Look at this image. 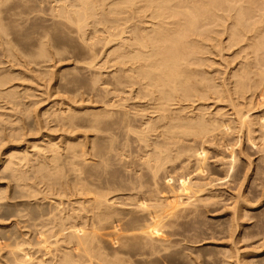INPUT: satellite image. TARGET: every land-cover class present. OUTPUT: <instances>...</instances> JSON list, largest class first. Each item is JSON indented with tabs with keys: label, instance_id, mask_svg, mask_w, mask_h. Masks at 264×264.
I'll list each match as a JSON object with an SVG mask.
<instances>
[{
	"label": "bare ground",
	"instance_id": "1",
	"mask_svg": "<svg viewBox=\"0 0 264 264\" xmlns=\"http://www.w3.org/2000/svg\"><path fill=\"white\" fill-rule=\"evenodd\" d=\"M1 1V0H0ZM7 1V0H6ZM9 1V0H8ZM51 1V0H50ZM58 1V0H57ZM3 2V1H2ZM43 2V1H42ZM61 2V0H60ZM1 3V2H0ZM4 3V2H3ZM56 3V2H55ZM36 4V3H35ZM33 5V8L36 6V5ZM53 4V3H52ZM58 4H61V3H58ZM62 6L58 7L55 12L56 14H52V15H55L57 16L56 19H59L61 20L62 22L61 23H58V25H60V28L62 27H66V31H68L69 28L71 27H74V29H70L68 31L67 34H76V38L77 36L79 37V40L77 38V41L79 43V41L81 43H77L78 45L76 46H79L81 44H84L82 47L84 49H86V51L83 49V48H78V49H83V54L84 52H87L89 51L87 54H92L94 52V54L92 55H87L85 53L84 57L87 55L89 58V62L90 61H94L96 59L97 56L103 54L102 52H105L103 51V48L104 49H107L109 47V52H107L106 54L108 55V57L110 56H113L112 59H115L113 60L112 63L115 64V62L117 63L115 66H119V70L115 71L116 73V76H118L120 73V77H115L113 76L112 80L115 81L114 84L116 83V87L118 86H123V87H126V90L128 92V90L130 89H127V87L131 88L132 89L134 87H136V96H137V99H143V100H149L150 101H153L152 104V109L150 110L148 107V109L150 110L149 112H153V114L157 116L156 117H153V119H150L147 121V123H145V130L141 132V136L139 137L140 141L142 142H149V140L147 138H144V136H148V138H150L147 133L150 132V133H154L156 131H159V129L162 128V133L163 134H159V135H162L163 137L165 136L164 141L162 140V142H158V140H156L157 142L153 143V148L154 149H151L153 150L152 151V155L149 156L147 159H143V160H146V162L144 163V167H147L146 169H148L149 171V175L152 179H156L158 178V174H160V172L162 170H164V173H165V168L167 167L168 164H170L171 162H178V160H180L184 155H188V157H193L192 160L195 158L196 160V165L193 164V169L194 167L196 166V172H195V169H194V175L195 173H198L197 171H199V173L201 172V170L204 169L205 165H206V161H204L206 159V157L209 155L207 154V151L205 149V146H206V141L207 140H210V139H207L205 142L202 141L205 143V146L204 144H202L198 149L197 148H194V145L190 144L188 146L187 143L183 144V142L181 143L180 139H181V136H186V137H189L188 135L190 134V136H197V138L199 137H204V140L206 139V137H210L208 136L209 134H213L215 132V134L217 135V132H221V133H225L224 136H226L227 134H231L234 132V134H241V133H244V134H247L246 136L247 137H251V135H253V133L255 131H252L254 129V125L251 119V116L252 114L250 115V112L254 109L252 108V104L249 103V104H246L245 101L247 99H249L248 101L251 102L252 98L254 96H256L257 98H259V101L258 102H261V104H263L264 102V0H67V1H64L62 0ZM22 4L18 5L17 4V7L21 6ZM25 7H27V5H24ZM23 7V6H21ZM31 6H29L30 8ZM52 7V6H51ZM16 8V7H15ZM14 8V9H15ZM20 8V7H19ZM24 8V7H23ZM56 8V7H55ZM105 8H109L108 10L105 9ZM13 9V8H12ZM17 9V8H16ZM31 9V8H30ZM129 9H133V13L130 14L131 16L132 15H135L137 14L138 12L142 14H145V16H148L150 18V21H142L140 24L143 26L141 27L140 24H135L133 27L129 26V22L130 20H132L131 18H133V16L131 17H128L129 13H130V10ZM11 11V10H10ZM31 11V10H30ZM38 11L40 12V10L38 9ZM42 11V10H41ZM50 11V9H49ZM105 11H108V12H105ZM126 11H129L127 13V15L125 14ZM25 12V11H24ZM26 12H29L27 11L26 9ZM38 12V13H39ZM50 12H53L50 11ZM125 12V13H124ZM135 12V13H134ZM16 13V12H15ZM23 13V12H22ZM32 13V12H31ZM104 13H107V14H104ZM126 15L124 18H122V21L121 18H119L118 16L120 14ZM138 13V15H139ZM25 14V13H24ZM27 14V13H26ZM116 15V17H115ZM11 16V15H10ZM15 16V15H14ZM53 16V19L54 17ZM100 16H103L102 18H100ZM142 16V15H141ZM1 17V15H0ZM13 17V16H11ZM112 17V18H111ZM118 17V19H117ZM127 17V18H126ZM37 18V16H36ZM34 18V19H36ZM41 18V17H40ZM47 18V17H46ZM111 18V19H110ZM30 19V18H29ZM33 19V18H32ZM120 19V20H119ZM125 19V20H124ZM43 20H46L45 18ZM135 20V19H134ZM14 21V20H12ZM11 21V22H12ZM31 21V19H30ZM33 21V20H32ZM31 21V22H32ZM58 21V20H57ZM133 21V20H132ZM131 21V22H132ZM38 22V20H37ZM89 22H93L95 23L96 27H98L99 25V28L100 26H107V30L104 31V33H106V36L105 34L101 31V33L105 36V37H102L101 35V38H95V36H91V38L87 37V30L88 28H90V23ZM134 22V21H133ZM228 22H230V25L229 26H225V24H227ZM13 23V22H12ZM34 23V22H33ZM39 23H42V22H39ZM48 23V22H47ZM137 23V22H135ZM35 24H37L35 22ZM44 24V22H43ZM43 24L41 26H43ZM134 24V23H133ZM149 24V26H148ZM4 25V24H3ZM12 25V24H11ZM15 25V22L14 24ZM29 25L31 26V24L29 23ZM90 25V26H89ZM126 25V26H125ZM33 26V25H32ZM48 26V25H47ZM53 26V25H52ZM52 26H50L52 28ZM62 26V27H61ZM110 26V27H109ZM54 27V26H53ZM57 27V26H56ZM96 27H93L94 29H97ZM13 28V27H12ZM16 28V26H15ZM27 28V27H26ZM36 28L40 29L39 33H35L38 34L36 35L37 37H39V35L42 33L41 30L43 31V29H41L40 27H32L30 28L31 30L34 29L36 30ZM64 28H62L64 30ZM11 29V28H10ZM46 29V28H45ZM44 29V30H45ZM48 29V28H47ZM53 29V28H52ZM87 29V30H86ZM14 30V29H13ZM12 30V31H13ZM17 30H20V29H17ZM29 30V28H28ZM49 30V29H48ZM48 30H45V31H48ZM51 30V29H50ZM0 39L2 42L6 43L4 44L6 49L8 51L11 52L10 48L12 47V45H10L11 47H9V49L7 48V46H9V44L7 43L8 41H5V39H3L2 37L4 36H9L8 35V30H5V28L1 27L0 25ZM33 31V30H32ZM31 31V32H32ZM44 31L43 34H46V32ZM60 31V30H58ZM90 31V30H89ZM114 31V32H112ZM10 32V31H9ZM16 32V31H15ZM13 31V33H15ZM19 32V31H17ZM26 32V31H24ZM29 32V34L31 33ZM41 32V33H40ZM51 32V31H49ZM92 32V30L90 31V33ZM227 32L226 34H228V42L229 43L228 45H232L233 49L234 48H240V51H239V54H234L236 55L237 57L241 56V54L244 55V57L242 58L243 61L238 65V69H237V66H236V70L234 69V71H232V73L230 74V76L233 75V82L231 83L232 85V88L231 90L227 89L226 86L224 84L226 83H222L223 80H218V81H222L221 82V86L220 84H216L214 79L211 78L213 75H211L210 77V74L207 72V70H209V72H212L210 71L211 68H208L211 61H209V59L206 57L207 54H211V51L214 52V46L218 49H221L219 48L220 46L218 44H221L219 43V38L222 37L221 35L223 33ZM48 33V32H47ZM57 33V32H56ZM64 33V32H63ZM97 33L100 35V31H97ZM97 33H94L97 34ZM34 34V33H32ZM31 34V35H32ZM42 34V35H43ZM61 34V33H60ZM2 35V37H1ZM4 35V36H3ZM16 35V34H15ZM24 35V34H23ZM34 35V36H35ZM62 35V34H61ZM91 35V34H90ZM89 35V36H90ZM224 35V34H223ZM11 36V35H10ZM27 36V35H25ZM41 36V35H40ZM48 36V35H47ZM46 36V37H47ZM55 37L59 36V35H54ZM63 36V35H62ZM15 37V36H14ZM17 37V36H16ZM32 37V36H31ZM43 37V36H41ZM49 37V36H48ZM65 37V36H64ZM68 37V36H67ZM66 37V39H67ZM72 37V36H71ZM92 37H93V40H94V43L92 44H88L89 40H87L86 42V39H90V43H91V40H92ZM22 38V37H21ZM26 38V37H25ZM50 38H51V35H50ZM53 38V37H52ZM4 41H3V40ZM14 39V38H13ZM17 39V38H16ZM30 39V38H28ZM34 39V38H33ZM41 38V40L39 41L40 42V45H39V51L34 55L36 58H45L47 57L50 53V51L48 52L47 50V43L49 40H46ZM48 39V38H47ZM54 39V38H53ZM52 39V43H54ZM64 39V38H63ZM62 39V40H63ZM69 39V38H68ZM67 39V40H68ZM227 39V38H226ZM20 40V39H18ZM17 40V42H19ZM27 40V39H26ZM31 40V39H30ZM35 40V39H34ZM92 40V42H93ZM51 41V40H50ZM49 41V42H50ZM96 41V42H95ZM221 41V40H220ZM9 42H12L9 41ZM31 42H34V41H31ZM58 42V40H57ZM57 42L55 44H57ZM66 42V41H65ZM69 42V41H68ZM67 42V44H68ZM71 42V41H70ZM74 42V41H72ZM83 42V43H82ZM86 42V43H85ZM103 44H102V43ZM218 42V43H217ZM222 42V41H221ZM13 43V42H12ZM20 43V42H19ZM27 43V42H26ZM25 43V44H26ZM101 43L103 48H102V52L98 51V50H95L96 52L98 51V53H100L98 55L95 54L96 52L93 51L94 48H96V44L97 45H101L99 44ZM217 43V45L215 44ZM1 44V43H0ZM8 44V45H7ZM54 44V45H55ZM74 44V43H73ZM88 44V45H87ZM225 44V43H224ZM7 45V46H6ZM17 45V44H16ZM66 45V43H65ZM112 45H115L114 47L110 48ZM230 46H227V48L229 47V49H231L232 47ZM3 45H1L0 47H2ZM19 45H17L18 47ZM23 46V45H22ZM38 46V45H37ZM51 46V44L49 45ZM68 46V45H66ZM95 46V47H94ZM224 46V45H223ZM226 46V45H225ZM239 46V47H238ZM4 47V46H3ZM2 47V50H5L3 49ZM16 47V48H17ZM21 47V46H20ZM53 47V46H51ZM70 47V44L69 46ZM72 47V46H71ZM70 47V49H71ZM98 47V46H97ZM231 47V48H230ZM14 50L16 49L15 47H13ZM25 48V47H24ZM28 48V47H27ZM37 48V47H36ZM56 48V47H55ZM59 48V47H58ZM72 48H75L72 47ZM77 48H75L74 50L78 51ZM101 48V47H100ZM12 49V48H11ZM19 49V48H18ZM38 49V48H37ZM51 49V48H50ZM54 49V48H53ZM52 49V50H53ZM88 49V50H87ZM226 49V48H225ZM224 49V50H225ZM232 49V50H233ZM13 50V49H12ZM27 50V49H26ZM55 50V49H54ZM72 50V49H71ZM107 50V51H108ZM217 50V49H216ZM237 50V49H236ZM17 51V50H15ZM20 51V50H18ZM17 51V52H18ZM57 52H54L55 55L59 52L58 50H56ZM66 51V49H65ZM5 52V51H4ZM3 52V53H4ZM14 51H12L10 54L14 55L13 53ZM24 52H27V51H24ZM29 52V51H28ZM31 52V51H30ZM71 52H74L73 50ZM79 52V51H78ZM80 52V53H82ZM219 52V51H218ZM1 53V54H3ZM8 53H5V54H8ZM32 53V52H31ZM30 53V54H31ZM49 53V54H48ZM52 53V54H54ZM61 53V51H60ZM66 53L69 54L68 51H66ZM76 53V52H75ZM217 53V52H215ZM223 54V51L220 52ZM238 53V51H237ZM19 54V53H18ZM23 54V53H22ZM77 54V53H76ZM219 54V53H218ZM217 54V56H218ZM9 55H8V58H9ZM21 55V54H20ZM26 55V54H25ZM53 55V56H55ZM63 55V54H62ZM66 55V54H65ZM82 55V54H81ZM107 55L105 56V58H108ZM216 56V54H213V56ZM234 55H232L234 57ZM17 56V55H16ZM23 56V55H22ZM78 56V55H77ZM77 56H75V58H78ZM80 56V55H79ZM103 56V55H102ZM212 56V55H211ZM235 56V57H236ZM3 57V55H2ZM1 57V58H2ZM14 57V56H13ZM12 57V58H13ZM25 57V56H24ZM30 57V56H29ZM34 57V58H35ZM56 59H57V56H55ZM52 58V60H54V58ZM67 57V55H66ZM70 57V56H68ZM67 57V59H68ZM83 57V55H82ZM100 57V56H99ZM210 57V56H209ZM223 56H221L222 58ZM236 57V59H238ZM0 58V59H1ZM20 58V57H18ZM17 58V60H18ZM33 58V59H34ZM62 58V57H61ZM59 58L58 61L61 59ZM65 58V57H64ZM81 58V57H79ZM103 58V57H102ZM217 59V57H215ZM220 58V57H219ZM224 58V57H223ZM241 58V57H240ZM239 58V59H240ZM5 59V58H4ZM11 59V57H10ZM14 59V58H13ZM25 59V58H24ZM72 59H73V56H72ZM87 60V58H85ZM112 59H107L108 61H112ZM235 59V60H236ZM12 60V59H11ZM22 60V59H21ZM20 60V61H21ZM26 60V59H25ZM37 60V59H36ZM51 60V61H52ZM65 60V59H64ZM78 61H75L76 63L79 62V59H77ZM82 60V58H81ZM80 60V61H81ZM86 60H82V62L85 63ZM106 60V59H105ZM106 60V61H107ZM212 60V59H211ZM241 60V59H240ZM10 61V60H8ZM14 61V60H13ZM13 61L11 62H8L7 64H10L12 63L13 64ZM16 61V60H15ZM14 61V63H15ZM19 61V62H20ZM34 61V60H33ZM61 61V60H60ZM71 61V59L69 60V62ZM74 61V59H73ZM72 61V62H73ZM107 61V62H108ZM216 61V60H215ZM6 62V61H5ZM4 62V63H5ZM18 62V63H19ZM39 62V60H38ZM41 62V61H40ZM39 62V63H40ZM66 62H68V60H66ZM102 62V61H101ZM214 62V61H213ZM2 63V62H1ZM21 63V62H20ZM27 63V62H26ZM29 63V62H28ZM37 63V64H39ZM43 63V61H42ZM49 63V62H48ZM58 63V62H57ZM60 63V62H59ZM75 63V64H76ZM88 63V62H87ZM106 63V62H105ZM212 63V62H211ZM17 64V61L16 63ZM14 64V65H15ZM32 64V62H31ZM41 64V63H40ZM44 64V63H43ZM41 64V65H43ZM53 64V63H52ZM86 64V63H85ZM89 64V63H88ZM86 64V65H88ZM92 64V67L93 68V63L90 62V66ZM213 64V63H212ZM230 64V63H228ZM1 65V64H0ZM3 65V63H2ZM11 65V64H10ZM26 65V64H24ZM28 65V64H27ZM40 65V66H41ZM46 65V64H44ZM59 65V64H58ZM81 65V64H79ZM96 65V64H95ZM98 65V64H97ZM216 65V64H215ZM227 65V64H226ZM233 65V63H232ZM232 65H228V67H231ZM18 66L17 68L21 67L22 66H19V65H16ZM40 66H36L38 68H40ZM49 66V65H48ZM74 66V65H73ZM82 66V65H81ZM3 67V66H2ZM10 67V66H9ZM12 67V65H11ZM24 67V66H23ZM26 67V66H25ZM29 67H31L30 65L27 66V72ZM47 67V66H46ZM76 67V66H75ZM74 67V68H75ZM80 67V66H79ZM106 67V66H105ZM114 67V66H113ZM207 67V70L205 69ZM211 67V66H210ZM216 67V66H215ZM227 66L225 68H228ZM34 68V67H33ZM37 68V69H38ZM72 68V67H71ZM90 68V67H89ZM88 68V69H89ZM97 68V67H96ZM111 68V67H110ZM217 68V67H216ZM216 68H213L214 70H216ZM219 68V67H218ZM11 69V68H10ZM87 69V68H86ZM85 69V70H86ZM98 69V68H97ZM96 69V70H97ZM100 69V67H99ZM105 69V68H104ZM115 69V68H114ZM117 69V68H116ZM115 69V70H116ZM3 70V69H2ZM9 70V69H8ZM14 70V69H13ZM68 70V69H67ZM76 70V69H74ZM95 70V69H94ZM92 70V71H94ZM95 70V72H96ZM102 71V69H100ZM107 70V69H106ZM1 71V70H0ZM33 71V69L31 70ZM30 71V72H31ZM41 71V70H38V72ZM47 71V70H46ZM72 70H70V73H71ZM91 71V72H92ZM119 71V72H118ZM217 71V70H216ZM3 72V71H2ZM6 72V71H5ZM4 72V73H5ZM43 71H41L40 73H42ZM69 72V70H68ZM90 72V74H91ZM100 72V71H99ZM234 72V73H233ZM8 73V72H7ZM15 73V72H14ZM13 73V74H14ZM19 73V72H18ZM25 73V72H24ZM35 72H33L32 74L34 75ZM37 73V72H36ZM46 73V72H44ZM47 73H49V71H47ZM46 73V76H48ZM64 73V72H63ZM63 73H60V75H62ZM98 73V72H97ZM212 73H215V72H212ZM222 73V72H221ZM29 74V73H28ZM31 74V76H32ZM79 74V73H78ZM88 74V73H87ZM94 74V73H93ZM100 74V73H99ZM107 74V73H106ZM111 74V73H110ZM224 74V73H223ZM222 74V75H223ZM27 75V74H26ZM44 75V74H42ZM105 75V74H104ZM216 75V74H215ZM226 75V74H224ZM10 76L12 75H6L5 74H0V94L1 96H4L6 95L8 98L13 96V92H8V93H5V91H3V89L8 86L9 82H10ZM18 76V75H17ZM45 76V75H44ZM59 76V74H58ZM78 76V75H77ZM93 76V75H92ZM96 76V75H95ZM220 76V75H219ZM229 76V75H228ZM16 77V75L14 76ZM20 77V76H19ZM99 77V76H98ZM104 77V76H102ZM112 77V76H111ZM115 77V79H114ZM221 77V76H220ZM219 77V78H220ZM38 78V77H37ZM40 78V77H39ZM95 78V77H94ZM101 78V76H100ZM99 78V79H100ZM107 78V76H106ZM224 78V77H223ZM13 79V77L11 78V80ZM18 79V78H17ZM20 79V78H19ZM21 79H23L21 77ZM32 79H34L32 77ZM30 79V80H32ZM93 79V78H92ZM96 79V78H95ZM108 79V78H107ZM217 79V78H216ZM228 79V78H227ZM229 79V80H230ZM101 80V79H100ZM110 80V79H109ZM18 81V80H17ZM79 82L83 81V80H78ZM88 81V79H87ZM225 81V80H224ZM228 81V80H227ZM20 82V81H19ZM22 82V81H21ZM78 82L79 86L81 85L80 83ZM85 82V80H84ZM91 82V81H90ZM95 82V81H93ZM104 82V81H103ZM226 82V81H225ZM89 83V82H88ZM99 83V81H98ZM18 84V83H17ZM60 84V83H59ZM90 84V83H89ZM94 84V83H92ZM223 84V85H222ZM229 84V82L227 83ZM22 85V83H21ZM66 85V84H65ZM91 85V84H90ZM89 87H93V86H90ZM107 85H110V84H107ZM13 86V85H12ZM59 86V85H58ZM57 86V87H58ZM82 86V85H81ZM104 86V84L102 85V87ZM106 86V85H105ZM4 87V88H3ZM62 88V85L60 86ZM59 87V88H60ZM69 87V86H68ZM71 87V86H70ZM86 87V86H85ZM84 87V88H85ZM88 87V86H87ZM99 87V86H97ZM96 87V90L98 89ZM108 87V86H107ZM229 87V86H228ZM13 88V87H12ZM76 88V87H75ZM84 88H80L81 90L84 89ZM104 88V87H103ZM102 88V89H103ZM2 89V90H1ZM17 89V88H16ZM15 89V90H16ZM66 89V88H65ZM70 89V88H69ZM87 89V88H86ZM85 89V90H86ZM89 89V88H88ZM93 89V88H91ZM95 89V88H94ZM110 89V88H109ZM118 89V88H117ZM116 89V90H117ZM124 90V88H122ZM9 90V89H8ZM84 90V91H85ZM104 90V89H103ZM111 90V89H110ZM115 90V91H116ZM60 91V90H59ZM58 91V92H59ZM75 91V89H74ZM95 91V90H94ZM100 91V90H99ZM114 91V90H113ZM119 91V90H118ZM125 91V90H124ZM20 92V91H19ZM107 92V91H106ZM126 92V91H125ZM212 92V93H211ZM4 93V95H3ZM65 93V92H63ZM69 93V92H68ZM67 93V94H68ZM76 93V92H74ZM81 93V92H80ZM85 93H88V92H85ZM90 93V92H89ZM102 93V92H101ZM108 93V92H107ZM118 93V92H117ZM22 94V93H21ZM70 94V93H69ZM73 94V92L71 93V95ZM100 94V93H99ZM121 94V93H120ZM127 94V93H126ZM125 94V96H126ZM133 94V93H132ZM212 94L213 95V98L214 96L217 97L218 101L219 99H225V98H229L230 101L228 102H231V105H232V108L231 110H233V112H231L230 115L231 117L233 118H225V115H222V114H219V112L217 113V115H211L213 117H208L209 121L205 119V115H209V112L208 114L206 112H203L206 113V114H203L202 110L199 111V109H196L195 107V110L199 111L198 113L194 114L195 116L197 115V118H193L191 119L189 122L187 120V117H186V120H187V123L188 125L185 126V124H179L181 126H184V127H179V125L176 126L177 123H174V120L175 119H178L179 116L180 118H182L181 116L183 115H180L181 112H183V108L186 110L185 107L183 106H178V104L180 105L181 103L183 102H191V103H195L197 104L198 102H195V100H199V99H209L212 98ZM16 95H17V92H16ZM102 95V94H101ZM113 95V93L111 94ZM116 95V94H115ZM119 95V94H118ZM128 95V99L130 100V96L129 94ZM14 96H15V93H14ZM77 96L74 95V97ZM110 96V95H109ZM6 97V98H7ZM22 97V96H21ZM78 97V96H77ZM76 97V99H77ZM103 97V96H101ZM119 97V96H118ZM132 97V96H131ZM235 97V98H234ZM5 98V97H4ZM5 98V100H6ZM20 98V97H19ZM26 98H28L26 96ZM104 98V97H103ZM127 98V96H126ZM148 98V99H147ZM212 98V99H213ZM1 99V97H0ZM69 99H72L73 100V97L69 98ZM67 99V100H69ZM107 99V98H106ZM109 99V98H108ZM122 99V98H121ZM136 99V100H137ZM205 99V101H206ZM215 99V98H214ZM256 99V98H255ZM4 100V99H3ZM18 100V99H17ZM75 100V98H74ZM73 100V101H74ZM197 100V101H198ZM226 100V99H225ZM225 100H222L225 101ZM6 101H9L6 100ZM11 101V100H10ZM14 101V100H12ZM23 101V100H22ZM25 101V100H24ZM23 101V102H24ZM82 101V100H81ZM81 101L79 103H81ZM94 101V100H93ZM108 101V100H107ZM131 101V100H130ZM135 101V100H134ZM139 101V100H138ZM137 101V102H138ZM202 101V100H199V102ZM204 101V100H203ZM217 100L215 99L213 102H216ZM217 101V102H218ZM247 101V102H248ZM71 102V100L69 101ZM68 102V103H69ZM99 102V101H98ZM117 102V101H115ZM123 102V100H122ZM126 102V101H125ZM129 101H127L128 103ZM133 102V101H132ZM131 102V104H132ZM136 102V103H137ZM143 102V101H142ZM221 102V103H222ZM257 102V101H255ZM6 103V102H5ZM11 103V102H10ZM72 103V102H71ZM70 103V104H71ZM78 103V104H79ZM92 103V102H91ZM90 103V104H91ZM94 103V102H93ZM111 103V102H110ZM113 103V102H112ZM121 103V102H120ZM118 103V104H120ZM134 103V102H133ZM141 103V102H140ZM149 103V102H148ZM177 103V106L176 107V112L177 114H174L173 111L175 112V110H173V107H175ZM185 103V104H186ZM207 103V102H205ZM220 104V102H218ZM217 103V104H218ZM224 103V102H223ZM3 104V102H2ZM13 104V103H12ZM15 104V103H14ZM77 103H75L76 105ZM95 104V103H94ZM105 104V103H104ZM103 104V105H104ZM125 104V103H124ZM123 104V105H124ZM130 104V105H131ZM143 104V103H142ZM146 104V103H145ZM210 104V103H209ZM216 104V103H215ZM225 104V103H224ZM246 104V105H245ZM7 105H9L7 103ZM64 105V104H63ZM66 105V104H65ZM74 105V104H73ZM114 105V103H113ZM116 105V104H115ZM129 105V106H130ZM192 105V106H194ZM199 105V103H198ZM5 106V104H4ZM95 106V105H93ZM112 106V105H111ZM117 106V105H116ZM115 106V108H116ZM120 106H122V104L119 105V108H121ZM127 106V105H125ZM135 106V105H134ZM186 106V105H185ZM210 106V105H209ZM227 106V105H226ZM229 106V105H228ZM250 107L251 108H248L246 109L247 107ZM255 106V105H254ZM256 106L257 103H256ZM259 106H262V105H259ZM264 106V104H263ZM15 107V106H13ZM21 107V106H20ZM25 107V106H24ZM69 107V106H68ZM67 107V108H68ZM81 107V106H80ZM107 107V106H106ZM132 107V106H131ZM138 107V106H137ZM190 107V106H188ZM187 107V108H188ZM199 107V106H198ZM197 107V108H198ZM246 107V108H245ZM5 108V107H4ZM4 108L2 107V109L4 110ZM17 108V107H16ZM29 108V107H28ZM52 108V107H51ZM83 108V107H82ZM104 108V107H102ZM111 108V107H109ZM118 108V107H117ZM127 108V107H126ZM136 108V107H135ZM142 108V107H141ZM140 108V109H141ZM146 108V109H147ZM200 108V107H199ZM206 108V107H205ZM210 108V107H209ZM213 108V106H212ZM219 108V107H218ZM244 108L246 111H244ZM259 108V107H258ZM263 108V107H262ZM262 108L260 107V110H262ZM0 109V111L2 110ZM6 109V108H5ZM11 109V108H10ZM9 109V111H10ZM25 110V108H23ZM58 109V108H57ZM69 109V108H68ZM89 109V108H88ZM107 109V108H106ZM125 108H123L122 110H124ZM128 109V108H127ZM131 109V108H130ZM134 109V108H133ZM145 109V108H144ZM194 109V108H193ZM193 109L191 112H193ZM202 109V108H200ZM204 109V108H203ZM256 109V108H255ZM30 110V108H29ZM28 111H25V112H29ZM51 110V109H50ZM56 110V109H55ZM102 110V109H101ZM100 110V111H101ZM105 110V109H104ZM111 111V109H108ZM118 109H116L117 111ZM129 110V109H128ZM143 110V109H142ZM225 110V109H224ZM229 110V109H228ZM8 111V109H7ZM8 111V112H9ZM15 111V110H14ZM52 111V110H51ZM69 111V110H68ZM91 110H89L90 112ZM134 111V110H133ZM144 111V110H143ZM148 111V110H146ZM145 111V113H146ZM210 111V110H209ZM263 111V110H262ZM12 112V110H11ZM65 112V111H64ZM72 112V111H71ZM88 112V113H89ZM107 112V111H106ZM123 112H126V111H123ZM128 112V111H127ZM126 112V114H124V116L122 115L121 116V121H119V125H120V128L119 129H122V125L123 127L125 128V130H128L130 131V128L131 127V124L129 122L130 118L128 113ZM130 112V111H129ZM132 112V111H131ZM135 112V111H134ZM133 112V113H134ZM151 112V114H152ZM186 112V111H185ZM190 112V113H191ZM196 112V111H194ZM7 113V112H6ZM50 113V112H48ZM51 113H54L51 112ZM61 113V112H60ZM63 113V112H62ZM69 113V112H68ZM67 113V116H70L69 114ZM75 113V112H73ZM77 113V112H76ZM87 113V111L85 112ZM95 113V112H94ZM100 113V112H99ZM110 113V112H109ZM113 111L111 112V115H112ZM117 113V112H115ZM172 113V114H171ZM189 112L187 114H190ZM215 113H216V110H215ZM221 113H222V110H221ZM228 113V112H227ZM261 113V112H260ZM5 114V113H4ZM33 114V112L31 113ZM55 114V113H54ZM52 114V115H54ZM82 114L84 115L83 113V110H82ZM147 114V113H146ZM149 114V115H151ZM182 114V113H181ZM28 115V114H27ZM30 115V114H29ZM55 115H58V114H55ZM54 115V116H55ZM62 115V114H61ZM66 114H63V116L65 117ZM76 115V114H75ZM79 115V113L77 114V116ZM87 115V114H85ZM105 115V114H104ZM116 114H114V117H115ZM118 115V114H117ZM121 115V114H120ZM131 115V114H130ZM136 115V114H134ZM140 115V113H139ZM153 115V116H154ZM174 115V116H173ZM191 115V114H190ZM193 115V114H192ZM4 116V115H3ZM2 114H1V117H3ZM7 116V115H6ZM8 116H9V113H8ZM17 115H15L14 117H16ZM51 116V115H50ZM49 116V117H50ZM62 116V117H63ZM89 116V115H87ZM98 116V115H97ZM106 116V115H105ZM144 116V114H143ZM142 116V117H143ZM176 116V117H175ZM228 116V115H226ZM257 116V115H256ZM262 116V115H261ZM19 117V116H18ZM48 117V116H47ZM46 117V118H47ZM59 117V116H58ZM57 117V118H58ZM63 117V118H64ZM86 117V116H84ZM95 117V116H94ZM112 117V116H110ZM113 117V118H114ZM136 117H138L136 115ZM145 117V116H144ZM152 117V116H151ZM189 117V115H188ZM229 117V116H228ZM253 117V116H252ZM255 117V116H254ZM6 118V117H5ZM12 118V117H11ZM10 116H9V119H11ZM52 118V117H51ZM56 118V117H55ZM67 118V117H66ZM72 118V119H71ZM68 117V119L70 120H74L75 119V116L74 118L73 117ZM91 118V116H90ZM116 118V117H115ZM123 118V119H122ZM133 118V117H132ZM135 118V117H134ZM155 118V119H154ZM175 118V119H174ZM179 118V119H180ZM61 119V118H60ZM65 119V118H64ZM77 119V118H76ZM83 119V118H82ZM80 120V115H79V119L80 121H84V120ZM85 119V118H84ZM87 119V118H86ZM89 119V118H88ZM96 127L98 126V123L100 125L101 121H103V117L101 116H98V118L96 117ZM120 119V118H119ZM178 119V120H179ZM184 119V118H183ZM183 119H180L179 122ZM189 119V118H188ZM254 119V118H253ZM260 119V118H259ZM7 120V119H5ZM4 120V121H5ZM12 120H14L12 118ZM55 120H58V119H55ZM62 120V119H61ZM70 120V121H71ZM77 120V121H78ZM105 120V119H104ZM109 120V118H108ZM111 120V119H110ZM134 120V119H133ZM173 120L172 123L174 124L172 125L171 124V121ZM255 120V119H254ZM257 120V119H256ZM255 120V121H256ZM262 120V119H261ZM3 122V120H1ZM64 121V120H63ZM68 121V120H67ZM67 121H65L67 123ZM71 121V123H72ZM75 121V120H74ZM73 121V122H74ZM88 121V120H87ZM90 121V120H89ZM88 121V123H89ZM92 121V120H91ZM90 121V122H91ZM131 121V120H130ZM143 121V120H142ZM260 120H258L259 122ZM0 122V123H2ZM17 122V121H16ZM56 122V121H54ZM60 122V121H59ZM69 122V121H68ZM79 122V121H78ZM85 122V121H84ZM115 122H117V120H115ZM139 122V120H138ZM141 122V121H140ZM170 122V123H169ZM177 122V121H176ZM185 121H182V123H184ZM258 122H254L255 123H258ZM262 123H258V125H261L262 127L258 129V131L262 134H260L263 138H264V134L262 132H264V119L261 121ZM8 123V122H7ZM61 123V122H60ZM64 123V122H63ZM64 123V124H66ZM69 122L68 125L71 124ZM77 123V122H76ZM85 125L86 126H90V124L88 125ZM112 123H114L112 121ZM118 123H115L117 126H118ZM181 123V122H180ZM3 124V123H2ZM5 124V123H4ZM62 124V123H61ZM86 124V123H85ZM113 124V126L115 125ZM144 124V123H143ZM147 124V125H146ZM76 124L73 123L72 126H74ZM93 125V124H92ZM103 125V124H102ZM115 125V126H116ZM170 125V127H168ZM173 128H172V126ZM257 125V124H256ZM257 125V126H258ZM10 126V125H8ZM13 126V125H12ZM65 126V125H64ZM67 126V125H66ZM70 126V127H72ZM112 126V125H111ZM112 126V127H113ZM135 126V125H134ZM138 126V125H136ZM141 126V125H140ZM147 126V127H146ZM3 127V125H2ZM7 127V126H6ZM14 127V126H13ZM19 127V126H18ZM75 127V126H74ZM73 127V128H74ZM80 127V126H78ZM95 127V126H94ZM93 127V128H94ZM106 127V126H105ZM104 127V128H105ZM253 127V129H252ZM256 127V126H255ZM10 128V127H9ZM76 128V127H75ZM81 128H84V127H81ZM108 128V127H107ZM111 128V127H110ZM110 128H109V131H110ZM117 128V127H116ZM115 128V130H116ZM142 128V127H141ZM171 128V129H170ZM6 129V128H5ZM8 129V128H7ZM69 129V128H68ZM67 129V130H68ZM80 129V128H79ZM96 129V128H95ZM101 129V128H100ZM113 129V128H111ZM164 129L166 131H164ZM17 130V129H16ZM22 130V129H21ZM66 130V131H67ZM75 130H78V128H76ZM88 133H92L90 130V128H88ZM97 130V129H96ZM107 130V129H106ZM114 130V129H113ZM112 130V131H113ZM124 130V129H123ZM134 130V128H133ZM138 130V129H137ZM136 130V131H137ZM4 131V130H3ZM12 131V130H11ZM73 131V130H72ZM93 131V130H92ZM95 131V130H94ZM99 131V130H98ZM98 131H97V134H98ZM104 131V130H103ZM102 131V132H103ZM117 131V130H116ZM119 131V130H118ZM132 131V129H131ZM130 131V132H131ZM136 131H132L131 133L133 132H136ZM139 131H141V129H139ZM258 131H256L257 133H259ZM262 131V132H261ZM23 132V131H22ZM21 132V133H22ZM101 132V131H99ZM121 133V130L119 131ZM255 132V133H256ZM12 133V136H15V134L13 135V131L11 132ZM18 133V132H17ZM20 133V131H19ZM18 133V134H19ZM20 133V134H21ZM68 133V131H67ZM89 133V134H90ZM94 133V132H93ZM96 133V132H95ZM107 133V131H106ZM123 133V132H122ZM152 133V134H153ZM157 133V132H156ZM161 133V131L159 132ZM221 133H218V136ZM3 134V133H2ZM1 134V135H2ZM73 134V133H72ZM71 134V135H72ZM84 134L87 135V131L86 133L84 132ZM83 134V135H84ZM96 134V135H97ZM116 134V133H115ZM130 134V133H129ZM136 134V133H134ZM133 134V135H134ZM138 134V132H137ZM151 134V135H152ZM233 134V135H234ZM236 134V135H237ZM0 135V136H1ZM10 135V134H9ZM70 135V134H69ZM118 135V134H116ZM125 135V133H124ZM154 135H156L154 133ZM157 134V136L160 138ZM167 135V137H166ZM215 135V137H217ZM3 136V135H2ZM6 136V135H5ZM21 136V135H19ZM23 136V135H22ZM21 136V137H22ZM85 136V135H84ZM100 136V134H99ZM104 136V135H103ZM107 136V135H106ZM135 136V135H134ZM137 136V135H136ZM135 136V137H136ZM241 136V135H240ZM75 137V136H74ZM119 137V136H118ZM213 137V135H212ZM212 137H210L211 139H213ZM214 137V140L216 139ZM228 137V136H226ZM232 137V136H231ZM2 138V137H1ZM49 138V137H48ZM87 138V137H85ZM84 138V139H85ZM101 138V137H100ZM106 138V137H105ZM132 138V137H131ZM154 138V137H153ZM185 138V137H184ZM183 138V139H184ZM196 138V137H194ZM218 139L216 140V142H218L219 140V137H217ZM223 138V136H222ZM241 138V137H240ZM262 138V140H263ZM92 139H96V137L92 138ZM99 140V138H97ZM96 139V140H97ZM108 139V137L106 138ZM110 139H112L110 137ZM124 139V138H123ZM138 139V137H137ZM156 139V138H155ZM187 139V138H186ZM201 140V138H199ZM225 139V138H224ZM228 139V138H227ZM235 139V138H234ZM242 139V138H241ZM249 139H252L251 138H248L247 140ZM255 139V138H253ZM261 139V138H260ZM1 140V139H0ZM16 140V139H14ZM77 140V139H76ZM83 140V139H82ZM109 140V139H108ZM126 140V139H125ZM133 140V138H132ZM138 140V141H139ZM146 140V141H145ZM167 140V142H166ZM190 140V139H189ZM199 140V141H200ZM221 140V139H220ZM230 140V139H229ZM259 140V139H257ZM4 141V140H3ZM13 141V140H12ZM51 141V140H49ZM54 141V140H53ZM92 141V140H91ZM104 141V139H103ZM102 140L97 142V143H92L94 144L93 146L95 148L92 147L93 150H96L94 152L95 154V157H98V159L102 161V163L104 162V164L106 163L107 160V153L109 154L110 152V149L113 147L112 144H109V145H106V142L104 143ZM112 141H114L112 139ZM128 141V140H127ZM137 141V140H136ZM185 142V139L183 140ZM200 141V142H202ZM211 141V140H210ZM222 141V140H221ZM237 141V139H236ZM241 141V140H240ZM253 141V140H252ZM251 141V142H252ZM256 141V140H255ZM17 142V140H16ZM40 142V141H39ZM52 142V141H51ZM57 142V140L55 141ZM72 142V141H71ZM86 142V141H85ZM95 142V140H94ZM122 142V141H121ZM196 142V141H195ZM209 142V141H207ZM220 142V141H219ZM230 142V141H229ZM37 143V142H35ZM47 143V142H46ZM54 143V142H52ZM70 143V142H69ZM74 143V142H73ZM80 143H82L80 141ZM108 143H111L110 141ZM114 143V142H113ZM117 143V142H116ZM130 143V142H129ZM189 143V141H188ZM194 143V142H192ZM199 143V142H198ZM196 142V144H198ZM231 143V142H230ZM228 143V144H230ZM243 142H241L240 145H242ZM255 143V142H254ZM262 143V142H261ZM39 144V143H38ZM37 144V145H38ZM43 144V143H41ZM49 144V146L47 145L46 148H50V149H47L48 152H51L53 155L49 160H51L50 162L48 163H52L54 166H51L47 163V166L46 164L40 162V164H44L43 167H39V170H37V175L38 177H44V178H49L51 180H53L54 182L57 181L56 184L54 185H57L58 187H61L60 183H62V178L64 177V180L67 182L66 178L62 172L63 170H65L66 168H64L65 166H67V164L65 162H67L69 164V167H74V168H70V172H72L73 170V177H74V174H75V179L73 178L72 181L73 183H71V185L75 183V185L73 186V191H76V194L78 193L79 194V199H76L73 203L74 205L70 206L69 207V210H66L64 206H62L63 204V201L59 198L60 201H52L49 203L50 206H48V208H45L43 209L42 211H35L33 210L32 211V214H34V216L32 217V220L34 223L30 224L29 228L32 229V227L36 230V234L37 235H34L32 236L33 237H36L37 238H33L35 239V241H32L31 238H28V232L31 230H28L26 232H19V230L17 231V233L11 231L10 230H3V233L0 231V238L3 239L4 242V246H1L0 245V264H130V263H134V264H159L158 262H160V259H162V262L164 261L163 259L167 260L168 262L171 260H168L171 256V254H169V258H167L168 254L166 253L165 250L161 251L162 250V245L166 244L165 242H163V236L162 234L167 235L168 236H173L172 232H168L167 233V230H171V228H175L176 226L178 227L179 224L182 223L183 220H181V223H178L179 222V219H182L184 218V208L180 205H182V198H181V194H182V191H184V193L186 195H188V193H190L191 191L193 192V188H190L192 185H190V183L188 184V181L187 183H183L184 181V177H181V178H184L182 181V184L183 186L186 184L190 185V187L188 186V188L186 187H182L184 189H190L191 191L190 192H185L186 190H182L181 188V192L179 191V193H173V191H168L167 189H165L166 191L170 192L171 194L173 193V195L171 196V198H164L166 200H163L165 201L164 203L161 202V204H150V202L153 200L152 196V200L149 202L148 204V201L146 200V198H144V200L142 199L141 201L142 202H139L137 203L136 199L137 196H135L136 198L134 199V202L136 201V206H137V211H134V208H133V211L134 212H128L126 214H123L116 206V204L114 203L115 201H113L112 199H109L108 197L111 196L109 195V193H107L106 191L107 190H111L112 186H118L119 183H121V179L120 177L117 176V174L113 173V172H107V164H103L101 163V161L99 162V164H96V163H92L91 161L89 162L90 159L87 160V158L85 159V157L87 156H84V155H87L83 149L82 150H76L75 146H73L74 148H69L67 151L65 150L66 152V158L67 159H64V160H67L65 161L64 163L66 164L62 169V172H61V167H59V165L61 166V163L60 161H63L61 160L62 159V154H60L56 145L54 144H51L50 142L47 143ZM60 144V143H59ZM68 144V143H67ZM79 144V143H78ZM77 144V145H78ZM83 144V143H82ZM91 144V145H92ZM135 144V143H134ZM138 144V143H136ZM148 144V143H147ZM146 143L143 144L142 148L144 147L145 145V148H146ZM187 144V145H186ZM201 144V143H200ZM210 144V143H209ZM211 144H216V143H213L211 141ZM220 144V143H219ZM223 144V142H222ZM221 144V145H222ZM236 144V143H234ZM232 144V145H234ZM238 144V142H237ZM250 144V143H249ZM264 144V143H262ZM16 145V144H15ZM45 145V144H44ZM58 145V144H57ZM75 145V144H74ZM217 145V144H216ZM215 145V146H216ZM33 146V145H32ZM36 146V144H35ZM42 146V145H41ZM68 146H70L68 144ZM79 146V145H78ZM81 146V145H80ZM84 148L86 147L85 145H83ZM82 146V147H83ZM112 146V147H111ZM119 146V144H118ZM122 146V145H121ZM134 146V145H132ZM138 146V145H136ZM140 146V145H139ZM150 146V145H149ZM209 146V145H208ZM207 146V147H208ZM214 146V145H213ZM214 146V147H215ZM238 145H236L237 147ZM260 146V145H258ZM44 147V146H43ZM56 147V148H55ZM206 147V148H207ZM219 147V146H217ZM215 147V148H217ZM242 147V146H241ZM35 148V147H34ZM41 148V147H40ZM44 148V149H46ZM65 148V147H64ZM79 148V147H78ZM151 148V147H150ZM150 148H147V149H150ZM225 148V147H224ZM233 149L234 147L230 146V149ZM240 148V146H239ZM238 148V149H239ZM56 149L57 151L59 152H56ZM60 149V148H59ZM67 149V148H65ZM91 149V150H92ZM114 149V148H113ZM116 149V148H115ZM140 149V147L138 148ZM228 149V148H227ZM132 150V149H131ZM223 150V149H222ZM234 150V149H233ZM240 152H241V149H239ZM238 150V151H239ZM258 150V149H257ZM261 150V149H260ZM264 150V149H263ZM14 151V150H13ZM30 151V150H29ZM35 151V149H34ZM38 151V150H37ZM37 151L35 153V155L37 154ZM41 151V150H40ZM39 151V152H40ZM83 151V152H82ZM89 151V150H88ZM113 151V150H112ZM149 151V150H148ZM229 151V149L227 150ZM236 151V150H235ZM10 152V151H9ZM47 152V151H46ZM90 152V151H89ZM118 152V151H117ZM121 152V151H120ZM119 152V153H120ZM136 152H137V148H136ZM140 152V151H139ZM210 152V151H209ZM217 152V151H216ZM221 152V151H220ZM226 152V151H225ZM232 152V151H231ZM239 152V153H240ZM244 152V150H243ZM264 152V151H262ZM17 153V152H16ZM15 152H10V156L7 158L6 160V163L4 164L5 165V170L3 168L4 171H7L9 173L8 176L9 178H15L16 179V182L19 180V184H23V183H20V182H24V180L20 181V179H24L26 176L24 175H27L28 176V173L27 174H23L25 172H23L22 174L19 172V170H21V167L19 168L21 162L23 160H26V162L24 163H27V160H29V155H26L28 156H23V154H16ZM19 153H22V152H19ZM32 153H34L32 151ZM41 153L43 154V152L41 151ZM51 153H48V154H51ZM85 153V154H84ZM123 153V151H122ZM93 154V153H92ZM106 154V156H105ZM114 154V153H113ZM118 154V153H117ZM115 154V155H117ZM126 154V153H125ZM134 154V153H133ZM144 154V152H143ZM148 154V153H147ZM151 154V152H150ZM217 154V153H216ZM236 154V152H235ZM244 154V153H243ZM9 155V154H8ZM135 155V154H134ZM146 155V154H144ZM230 155V153H229ZM240 155V154H239ZM242 155V153H241ZM247 154H245L246 156ZM40 156V155H39ZM37 156V157H39ZM44 156V155H43ZM94 156V155H93ZM125 156V155H124ZM123 156V157H124ZM147 156V155H146ZM210 156V155H209ZM220 155L217 156V159ZM32 157V156H31ZM34 157V156H33ZM46 157V156H44ZM106 158L104 161L103 158ZM117 157V156H116ZM130 157V156H129ZM128 157V158H129ZM187 157V156H186ZM226 157V156H225ZM228 157V156H227ZM65 158V157H64ZM115 158V157H114ZM113 158V159H114ZM125 158V157H124ZM123 158V159H124ZM132 158V157H131ZM146 158V157H144ZM216 158V157H215ZM221 158H222V155H221ZM229 163L231 162H234L235 163V160H236V156H234L233 153H231V155L229 156ZM239 158V157H237ZM246 158V157H245ZM251 158V157H250ZM37 159V158H36ZM43 159V158H42ZM95 159V158H94ZM96 158V160H98ZM103 159V160H102ZM136 159V158H135ZM217 159H213V160H217ZM224 159V158H222ZM46 160V159H45ZM93 160V158H92ZM122 160V159H121ZM128 160V159H127ZM140 160V159H139ZM208 160V158L206 159ZM228 160V159H227ZM31 161V160H29ZM28 161V162H29ZM39 161V160H38ZM43 161V160H42ZM117 161V160H116ZM123 161V160H122ZM134 161V160H133ZM204 161V162H203ZM211 161L208 160V163ZM219 161V160H218ZM217 161V162H218ZM238 161V160H237ZM236 161V162H237ZM249 161V157H248V160ZM120 162V161H119ZM127 162V161H126ZM213 162V161H212ZM220 162V161H219ZM242 162V161H241ZM252 162V161H251ZM101 163V164H100ZM115 163H118L115 162ZM121 163V162H120ZM171 163V164H172ZM228 163V165H229ZM233 163V164H234ZM32 164V162H31ZM39 164V163H38ZM123 164V163H122ZM126 164V163H125ZM140 164V163H139ZM177 164V163H176ZM182 166H183V162L181 163ZM214 164V163H213ZM212 164V165H213ZM219 164V163H218ZM221 164H222V161H221ZM247 164V163H246ZM255 164V163H254ZM262 164V163H261ZM33 165V164H32ZM64 165V164H63ZM62 165V166H63ZM72 165V166H71ZM186 165V164H185ZM184 165V166H185ZM210 165V164H209ZM208 165V166H209ZM252 165V164H251ZM39 166V165H38ZM41 166V165H40ZM110 166V165H109ZM114 166V165H113ZM112 166V167H113ZM175 166V165H174ZM173 166V167H174ZM178 166V165H177ZM207 166V167H208ZM217 166V164H216ZM232 166V164H231ZM250 166V165H249ZM25 167V166H24ZM36 167V166H35ZM34 167V168H35ZM212 167V166H211ZM227 167V166H226ZM251 167V166H250ZM120 168V166H119ZM181 168V167H180ZM218 168V167H217ZM229 168V167H228ZM233 168V167H232ZM248 168V172H249V167ZM109 169V168H108ZM124 169V168H123ZM139 169V168H138ZM141 169V167H140ZM176 169V168H175ZM174 169V170H175ZM179 169V168H178ZM184 169L186 170L185 168H181V170ZM207 169V168H205ZM204 169V170H205ZM2 170V169H1ZM35 170V171H36ZM114 170V169H113ZM137 170V169H136ZM167 170V169H166ZM181 170H178L179 172ZM183 170V171H184ZM191 170V169H190ZM189 170V171H190ZM213 170H215L213 168ZM217 170V169H216ZM223 170V167L222 169ZM68 171V170H67ZM177 171V170H175ZM177 171V172H178ZM220 171V169H219ZM233 171V170H232ZM231 171V172H232ZM238 171V170H237ZM65 172V171H64ZM122 172V171H121ZM178 172V173H179ZM206 171H204L203 173H205ZM209 173V171H207ZM206 172V173H207ZM230 172V171H229ZM68 173V172H66ZM163 173V171H162ZM173 173V172H172ZM176 173V172H175ZM174 173V174H175ZM187 173V172H186ZM190 173V172H188ZM192 173V174H193ZM202 174V173H200ZM207 173V174H208ZM214 173V172H213ZM226 173V172H225ZM241 173V172H240ZM32 174V173H31ZM30 174V175H31ZM71 174V173H70ZM191 174V173H190ZM210 174V173H209ZM215 174V173H214ZM227 174V173H226ZM229 174V173H228ZM231 174V173H230ZM229 174V175H230ZM247 174V172H246ZM6 175V174H5ZM120 175V174H119ZM173 175V174H172ZM180 175V174H178ZM178 175H176L178 177ZM188 175V174H187ZM186 175V176H187ZM205 174L203 175H200L204 177ZM218 175V174H217ZM223 175L224 172H223ZM69 177V174L67 175ZM71 176V175H70ZM189 176V175H188ZM192 176V175H191ZM190 176V177H191ZM235 176V175H234ZM241 176V175H240ZM244 177L246 175H243ZM124 177V176H123ZM138 177V175H137ZM144 177V176H143ZM162 177V176H161ZM165 177V176H164ZM172 177V176H170ZM169 177V178H170ZM174 177V176H173ZM194 177V176H193ZM199 177V178H200ZM209 177V175H208ZM214 177V176H212ZM237 177V176H236ZM71 178V177H69ZM128 178V177H127ZM132 178V177H131ZM134 178V177H133ZM180 178V179H181ZM228 178V177H227ZM233 178V177H232ZM243 178V177H242ZM7 179V178H6ZM124 179V178H123ZM159 179V178H158ZM157 179V180H158ZM168 179V178H167ZM171 179V178H170ZM174 179V178H172ZM171 179V180H172ZM179 179V180H180ZM187 179V178H186ZM229 179V178H228ZM246 179V177H245ZM26 180V179H25ZM32 180V179H31ZM35 180V179H34ZM63 180V182H65ZM136 182H132V184H139V187L142 188L143 186L141 185H145L142 183V179L140 180L136 178ZM165 180V179H164ZM188 180V179H187ZM190 180V179H189ZM192 180V179H191ZM214 180V179H212ZM238 180V179H237ZM235 180V181H237ZM242 180V179H241ZM247 180V179H246ZM262 180V179H261ZM29 181V180H27ZM33 181V180H32ZM37 181V180H36ZM41 181V180H40ZM47 181V180H46ZM45 181V182H46ZM52 181V182H53ZM71 181V180H70ZM68 181V182H70ZM71 181V182H72ZM131 181V180H130ZM155 181V180H154ZM161 181V179H160ZM174 182V180H172ZM178 181V180H177ZM186 181V180H185ZM195 181V180H194ZM198 181V180H197ZM200 181V180H199ZM202 182H204V180H201ZM206 181H207V178H206ZM228 181V180H227ZM230 181V180H229ZM240 181V180H239ZM31 182V181H30ZM29 182V184H30ZM35 182V181H34ZM38 182V181H37ZM51 182V183H52ZM53 182V183H54ZM66 182L65 184H63V186L65 185V190L66 192L68 190H70V188H66ZM67 182V183H68ZM119 182V183H118ZM124 182V181H123ZM123 182L122 185L123 186ZM128 182V181H127ZM165 182H168V181H165ZM245 182V181H244ZM257 182V181H256ZM13 183V182H12ZM28 183V182H27ZM40 183V182H39ZM43 183H44V180H43ZM131 183V182H130ZM161 183H164L161 182ZM177 183V182H176ZM175 183V184H176ZM179 183V182H178ZM181 183V182H180ZM193 183V182H192ZM197 183V182H196ZM209 184V182H207ZM212 183L214 184L215 182L212 181ZM211 183V184H212ZM230 183V182H229ZM236 183V182H235ZM34 184V183H33ZM37 184V183H36ZM49 184V183H48ZM60 184V185H59ZM126 184V183H125ZM129 184V182H128ZM149 184V183H148ZM167 184V183H166ZM212 184V185H213ZM216 184V183H215ZM232 184L234 183H231V186ZM242 184H243V181H242ZM13 185V184H12ZM24 185V184H23ZM25 185L27 186L26 184V181H25ZM32 186V183L30 184ZM37 185H40V184H37ZM68 185H70L68 183ZM155 185V184H154ZM158 185V184H157ZM164 185V184H162ZM170 182L168 183V185L166 186H170ZM180 185V184H179ZM195 185V184H194ZM202 185V184H201ZM205 185V184H204ZM237 185H240V184H237ZM263 185V184H262ZM22 186V185H21ZM20 186V187H21ZM30 186V187H31ZM51 186V184H50ZM57 186H53V188L57 187ZM133 186V185H132ZM131 186V187H132ZM196 186V185H195ZM24 187V186H23ZM29 187V185L27 186ZM72 187V186H70ZM112 187V188H111ZM121 186H119L118 188H120ZM126 187V186H125ZM130 187V186H129ZM134 187V186H133ZM148 187V186H147ZM152 187V186H151ZM175 187V186H174ZM177 187V186H176ZM180 187V186H179ZM200 187V185H199ZM202 187V186H201ZM200 187V188H201ZM212 187V186H211ZM216 187V186H215ZM241 187L240 186V189L238 188V190L241 191ZM26 188V187H25ZM36 188V187H35ZM95 188V189H94ZM150 188V187H149ZM155 189V187H153ZM159 188V187H158ZM161 188V187H160ZM169 189L171 187H168ZM200 188H198V191L200 190ZM207 188V186H206ZM210 188V187H209ZM232 188V187H231ZM5 189V188H4ZM40 189V188H39ZM57 192L59 191V188H57ZM75 189V190H74ZM136 189L138 190V188L134 187V188H130V192L131 190L133 191H136ZM144 189V188H143ZM147 189V188H146ZM157 189V188H156ZM172 189V188H171ZM177 189V188H176ZM204 189V188H202ZM6 190V189H5ZM14 190V188H13ZM31 190V189H30ZM34 189H32L31 191H33ZM38 190V188H37ZM41 190V189H40ZM53 190V189H51ZM61 190H63V188L61 189L60 188V193ZM105 190V191H104ZM119 190V189H117ZM148 190V189H147ZM178 190V189H177ZM180 190V189H179ZM238 190L236 192L235 190V193L238 194ZM7 191V190H6ZM5 191V194L3 193V191H1L0 189V201L4 202L3 200L7 198V192ZM16 191V190H15ZM42 191V190H41ZM40 191V192H41ZM50 191V190H49ZM55 191V190H54ZM72 191V190H70ZM68 191V192H70ZM71 192L70 195L71 196H74V192ZM126 191V189H125ZM153 191V190H152ZM189 191V190H188ZM197 191V190H196ZM205 191V190H204ZM203 191V192H204ZM223 191V190H222ZM239 191V193H240ZM64 192V190H63ZM64 192V193H66ZM109 192V191H108ZM120 192H122L120 190ZM129 192V191H128ZM137 192V191H136ZM146 192V191H145ZM178 192V191H177ZM195 192V191H194ZM207 192V191H206ZM220 192V191H219ZM39 193V192H38ZM42 194L43 193H46V191L44 190V192H41ZM39 193V194H41ZM54 193V192H53ZM56 193V191H55ZM60 193H57V195H59ZM64 193L63 196L65 195ZM124 193V192H123ZM127 193V192H126ZM134 193V192H133ZM132 193V194H133ZM142 192H140L141 194ZM150 193V192H149ZM153 193V192H152ZM156 193V192H155ZM158 193V192H157ZM162 193V192H160ZM169 193V194H170ZM200 193V192H199ZM212 193V192H211ZM262 193V191H261ZM32 194V193H31ZM36 194V193H35ZM41 194V195H42ZM52 194V193H51ZM67 194V193H66ZM125 194V193H124ZM164 194V193H163ZM192 194V193H191ZM195 194H198V193H195ZM207 194V193H206ZM227 194V193H226ZM259 194V193H258ZM17 195V193H16ZM48 195V194H47ZM55 195V194H54ZM145 195H147L145 193ZM149 195V194H148ZM157 195V194H155ZM159 195V193H158ZM190 195V194H189ZM224 195V194H223ZM243 195V194H242ZM247 195V194H246ZM11 196V195H10ZM15 196V195H14ZM40 197V195H38ZM43 196H45L43 194ZM49 196V195H48ZM69 196V197H71ZM170 196V195H169ZM169 196H165V197H169ZM184 196V194H183ZM193 196L194 193H193ZM192 196V197H193ZM216 196V195H215ZM221 196V195H220ZM230 196V195H229ZM236 196V194H235ZM240 196V195H239ZM236 197V202L238 200V197ZM21 197V195H20ZM18 195L17 197H12V200H15L16 198H20ZM50 197V196H49ZM52 197H55V196H52ZM51 197V198H52ZM59 197V196H57ZM67 197V196H66ZM125 197V196H124ZM133 197V196H132ZM130 197V198H132ZM186 197V196H184ZM188 197V196H187ZM197 196H195V199H196ZM213 197V196H212ZM217 197V196H216ZM234 197V196H233ZM242 198L244 196H241ZM22 198V197H21ZM34 198V196H33ZM44 198V197H43ZM48 198V197H47ZM45 198V200L47 199ZM73 198V197H72ZM76 198V197H75ZM116 198V196H115ZM129 198V199H130ZM157 198V197H156ZM161 198V197H160ZM181 198V199H180ZM191 197H188L186 199H190ZM198 198H201V197H198ZM206 198V197H204ZM222 198V197H221ZM231 198V197H230ZM229 198V199H230ZM36 199V197H35ZM58 199V198H57ZM114 199V198H113ZM128 199V198H127ZM150 199V198H149ZM214 199V198H213ZM235 199V198H234ZM247 199V198H246ZM264 199V198H263ZM20 200V199H19ZM18 199L16 201H19ZM22 200V199H21ZM20 200V201H21ZM24 200V199H23ZM34 200V199H33ZM49 200V199H48ZM56 200V199H55ZM70 200V198H69ZM159 200V198H158ZM181 200V202H180ZM192 200V198H191ZM197 200V199H196ZM200 200V199H199ZM217 200V199H216ZM215 200V201H216ZM241 200H244V199H241ZM240 200V201H241ZM259 200V198H258ZM6 201H9V199L7 198ZM15 201V202H16ZM28 201V200H27ZM36 201V200H35ZM68 201V200H66ZM119 201V200H118ZM129 201V200H128ZM131 201V200H130ZM129 201V202H130ZM147 201V202H146ZM156 201V199H155ZM198 201V200H197ZM197 201L195 202H191V203H197ZM207 201V200H206ZM210 203L211 200H209ZM213 201V200H212ZM239 201V202H240ZM248 201V199H247ZM45 202V201H44ZM43 202V203H44ZM69 202V201H68ZM124 202V201H123ZM133 202V201H132ZM187 200L184 202L186 203ZM203 202V200H202ZM235 202V205L237 204ZM255 202V201H254ZM21 203V202H20ZM20 203L18 205H20ZM31 203V202H30ZM156 203V202H155ZM183 203V204H184ZM190 203V202H189ZM190 203V204H191ZM205 203V201H204ZM218 203V202H217ZM233 203V202H232ZM243 204L245 203L244 201L242 202ZM252 203V202H251ZM37 204V203H36ZM47 204V203H46ZM45 204V206H46ZM123 204V203H122ZM129 204V203H127ZM138 204V205H137ZM188 204V202H187ZM187 204H185L184 206H188ZM189 204V205H190ZM203 204V203H202ZM253 204V203H252ZM9 205V203H8ZM25 205V204H24ZM22 205V207L24 206ZM39 205V204H38ZM64 205V204H63ZM68 205V204H67ZM196 205V204H194ZM200 205V203H199ZM198 205V206H199ZM248 205V203L246 204ZM4 207V203L3 205H1L0 203V208L1 207ZM21 206V205H20ZM19 206V207H20ZM44 206V207H45ZM135 207V205H132ZM243 206V205H242ZM241 206V207H242ZM10 207V205H9ZM13 207V206H12ZM17 207V205L15 206ZM121 207V206H120ZM119 207V208H120ZM124 207V206H123ZM131 206H127V208ZM191 207H194L193 205L190 206V207H187V208H191ZM210 207V205H209ZM236 207V206H235ZM238 207V206H237ZM254 207V206H252ZM8 208V207H6ZM18 208V207H17ZM122 208V207H121ZM129 208V209H130ZM196 208V207H195ZM204 208V207H202ZM201 208V209H202ZM248 208V206H247ZM10 209V208H9ZM12 209V208H11ZM16 209V208H15ZM15 209H13L15 211ZM27 209V208H26ZM41 209V208H40ZM124 209V208H123ZM136 209V208H135ZM235 209V208H234ZM238 209V208H237ZM250 209V208H249ZM12 210V211H13ZM19 210V209H18ZM38 210V209H37ZM132 210V208H131ZM184 210V211H183ZM196 210V209H195ZM210 210V209H209ZM240 210V209H238ZM10 212H12L11 210H9ZM191 211V210H190ZM194 211V209H193ZM234 211V210H233ZM20 212V211H17V213ZM28 212H30L28 210ZM188 212V210H187ZM235 212V211H234ZM237 212V211H236ZM235 212V213H236ZM239 212V211H238ZM242 212V211H241ZM2 213V212H1ZM15 213V212H14ZM16 213V215H17ZM142 213V214H141ZM186 213V212H185ZM194 213V212H193ZM204 213V212H203ZM209 213V212H208ZM207 213V214H208ZM233 213V212H232ZM233 213V214H235ZM248 213V212H247ZM13 214V213H11ZM232 214V215H233ZM192 214H190L189 216H191ZM195 215V214H194ZM211 215V214H210ZM236 215V214H235ZM242 215V214H241ZM245 215V213H244ZM12 216V215H11ZM187 216V217H189ZM234 216V215H233ZM231 217V216H230ZM1 218V217H0ZM13 218V217H12ZM186 218V217H185ZM190 218V217H189ZM195 218V217H194ZM229 218V217H228ZM232 218V217H231ZM230 218V219H231ZM235 218V216H234ZM11 219V218H10ZM200 219V218H199ZM237 219V218H236ZM242 219V218H241ZM248 219V218H247ZM250 219V218H249ZM1 220V219H0ZM8 220V219H7ZM195 220V219H194ZM226 220V219H225ZM239 220V219H238ZM6 221V219H5ZM9 221V220H8ZM7 221V222H8ZM232 221V220H231ZM235 221V220H234ZM244 221V220H243ZM4 222V221H3ZM237 222V221H236ZM247 222V221H246ZM2 223V222H0ZM6 223V222H4ZM195 223V222H194ZM231 223V222H230ZM233 223V222H232ZM238 223V222H237ZM245 223V222H244ZM228 224V223H227ZM234 224V223H233ZM176 225V226H175ZM183 225V224H182ZM181 225V226H182ZM195 225V224H194ZM229 225V224H228ZM9 226V225H8ZM180 226V225H179ZM198 226V225H197ZM196 226V227H197ZM215 226V225H214ZM212 226V227H214ZM230 226V225H229ZM236 226V225H235ZM194 227V226H193ZM221 227V226H220ZM238 227V226H236ZM250 227V226H249ZM10 228H12V226H10ZM183 228V227H182ZM189 228V227H187ZM199 228V227H198ZM202 228V227H201ZM206 228V227H205ZM204 228V229H205ZM215 228V227H214ZM4 229V228H3ZM18 229V228H17ZM164 229H166V231H164ZM185 229V228H184ZM216 229V228H215ZM243 229V228H242ZM13 230H16V229H13ZM21 230V229H20ZM168 230V231H169ZM193 230V229H192ZM196 230V229H195ZM201 230V229H200ZM203 230V229H202ZM209 230H211L209 228ZM213 230V229H212ZM211 230V231H212ZM237 230V229H236ZM172 231V230H171ZM176 231V230H175ZM181 231V230H180ZM179 231V232H180ZM198 231V230H197ZM206 231V230H205ZM204 231V232H205ZM215 231V230H214ZM213 231V232H214ZM220 231V230H217V232ZM223 231V230H222ZM221 231V232H222ZM232 231V230H231ZM19 232V233H18ZM33 232V231H32ZM166 232V234H165ZM178 232V233H179ZM186 232V231H184ZM190 232V231H189ZM194 232V231H193ZM202 232V231H201ZM208 232V230L206 231ZM210 232V231H209ZM208 232V233H209ZM233 232V231H232ZM231 232V233H232ZM259 232V231H258ZM263 232V231H262ZM31 233V232H29ZM181 233V232H180ZM179 233V234H180ZM198 233V232H197ZM212 233V232H210ZM227 233V232H226ZM229 233V232H228ZM32 234V233H31ZM172 234V235H171ZM179 234L176 233L175 236H178ZM187 233H185L186 235ZM201 234V233H200ZM207 234V233H206ZM217 234V233H215ZM219 234V233H218ZM161 235V237H160ZM184 235V236H185ZM194 235V234H193ZM213 235V234H212ZM223 235V234H222ZM230 235V234H229ZM31 236V235H29ZM174 236V237H175ZM183 236V237H184ZM189 236V235H188ZM200 236H203V235H200ZM199 236V237H200ZM206 236V235H205ZM216 235L213 236V238L215 237ZM220 236H221V233H220ZM224 236V235H223ZM226 236V235H225ZM231 236V235H230ZM229 236V237H230ZM218 237V235H217ZM228 237V235H227ZM226 237V238H227ZM233 237V235L231 236ZM248 237V236H247ZM252 237V236H251ZM27 238L29 240H27ZM162 238V239H161ZM177 238V237H176ZM188 238V237H187ZM193 239V237H191ZM206 238V237H204ZM212 238V239H213ZM31 239V240H30ZM182 239V238H181ZM186 239V236L185 238ZM196 239V238H194ZM216 239V238H214ZM218 239V238H217ZM229 239V238H228ZM231 239V242L232 240L234 241L233 238H230ZM230 239L228 241H230ZM115 240L116 241V245L117 246H114V242L112 243V241ZM171 240V239H170ZM219 240V239H218ZM221 240V238H220ZM165 241V239H164ZM182 241V240H181ZM180 241V242H181ZM194 241V240H192ZM198 241V240H197ZM200 241V240H199ZM205 241V240H204ZM214 241V240H213ZM217 241V240H216ZM215 241V242H216ZM227 242V239L225 240ZM224 241V243H225ZM241 241V240H240ZM167 242V241H166ZM176 242V241H175ZM179 242V241H178ZM190 241L188 240V243ZM196 242V240L194 241ZM208 242V241H207ZM218 242V241H217ZM216 242V243H217ZM220 242V241H219ZM223 241H221L222 243ZM239 242V241H238ZM161 243V244H160ZM163 243V244H162ZM172 243V242H171ZM233 243V242H232ZM236 243V242H235ZM170 244V242H169ZM161 245V246H160ZM167 245V244H166ZM197 245V244H196ZM33 247L34 251L31 252L29 251V247ZM161 250H159L160 248ZM169 246V245H168ZM232 246V245H231ZM236 246V245H235ZM167 247V246H166ZM177 247V246H176ZM175 247V248H176ZM182 248V247H181ZM185 248V247H184ZM165 249V247L163 248ZM168 249V248H166ZM187 249V248H186ZM190 249V248H189ZM194 249V248H193ZM223 249V248H222ZM228 249V248H227ZM240 249V248H239ZM169 250V249H168ZM237 250V248H236ZM235 250V251H236ZM162 253H161V252ZM180 251V250H179ZM189 251V250H188ZM231 251V250H230ZM164 252V253H163ZM168 252V251H167ZM175 252V251H174ZM190 252V251H189ZM208 252V251H207ZM237 252V251H236ZM235 252V253H236ZM240 252V250H239ZM165 253H166V256H165ZM254 253V252H253ZM161 254L162 257L165 256L166 258H162L161 257ZM187 254V253H186ZM192 254V253H191ZM199 254V253H198ZM193 255V254H192ZM191 255V256H192ZM236 255V254H235ZM126 258H125V257ZM173 256V255H172ZM178 256V255H177ZM194 256V255H193ZM237 256H238V253H237ZM236 256V257H237ZM241 256V255H240ZM255 256V255H254ZM130 257L131 259H134V260H131L132 262H130V260H127V259H130L128 258ZM159 257H161L159 259ZM181 257V255H180ZM206 257V256H205ZM245 257V256H244ZM177 258V257H176ZM186 258V257H185ZM211 258V257H210ZM224 258V256H223ZM157 259V260H156ZM159 259V261H158ZM179 259V258H178ZM181 259V258H180ZM190 259V258H189ZM194 259V257H193ZM196 259V258H195ZM194 259V261H195ZM227 259V258H226ZM236 259V258H234ZM258 259V258H256ZM157 262H156V261ZM188 260V259H187ZM186 260V262H187ZM200 260V259H199ZM205 260V259H204ZM210 260V259H209ZM228 260V259H227ZM231 260V258H230ZM185 261V260H184ZM191 261H193L191 259ZM240 261V260H239ZM251 261V260H250ZM130 262V263H128ZM165 262V261H164ZM179 262V261H178ZM181 262V261H180ZM198 262V260H197ZM200 262V261H199ZM203 262V261H202ZM205 262V261H204ZM212 262V260H211ZM236 262H237V259H236ZM247 262V261H245ZM132 263V264H133ZM167 262L163 263V264H166ZM176 263V262H175ZM240 263V262H239ZM237 263V264H239ZM162 264V263H160ZM168 264H172V262L168 263ZM180 264V263H178ZM243 264V263H242ZM247 264V263H246Z\"/></svg>",
	"mask_w": 264,
	"mask_h": 264
},
{
	"label": "rangeland",
	"instance_id": "2",
	"mask_svg": "<svg viewBox=\"0 0 264 264\" xmlns=\"http://www.w3.org/2000/svg\"><path fill=\"white\" fill-rule=\"evenodd\" d=\"M4 3H3V2ZM43 1V2H42ZM64 1H67V0H63V2ZM1 3H0V15H1V17H0V25H1V27H3V28H5V30H8L7 32H8V35L9 36H4V37H2V35H1V37L3 38V39H5V41H8L7 43L9 44V46H7V48L9 49V47H11L10 45H12V49L10 48V50H11V52L12 51H14L13 53H14V55H12V54H10L9 55V53H11L10 51H8L7 49H6V47H5V45L4 44H6V43H4V42H2L1 41V39H0V46L1 45H3L2 47H3V49H5V50H2V47H0V58L2 57V55H3V57L0 59V74H5L6 73V75H12V76H10V82H9V84H8V86H6L4 89H3V91H5V93H8L10 90V92H13V96H11V97H7L6 95H4V93H3V95L4 96H1V94H0V97H1V99H0V109H2V107L4 108V110L2 109L1 111H0V117H1V114H2V118H0V122H2L1 120H3V124L2 123H0V189H1V191H3V193L5 194V191L7 192V198L9 199V201H6V199H4L3 201L4 202H2V201H0V203H1V205H3V203H4V207L2 206L1 208H0V222H2V223H0V231L3 233V230H5V231H7V230H10L11 229V231H13V232H15V233H17V231L19 230V232L21 231V232H26V231H28V230H30L31 228H29V226H30V224H32V223H34L33 222V220H32V217L34 216V214H32V211L33 210H35V211H42L43 209H45V208H48V206H50V202H51V200L52 201H55V202H57V201H60L59 200V198L63 201V204H62V206H64L65 207V209L66 210H69V207H71V206H73L74 205V201L76 200V199H79V194L77 193L76 194V191H73V186L75 185V183H74V185L72 184L71 185V183H73V181H72V179L75 177V174H74V177L72 176L73 175V170H72V172H70V168H74L72 165V167H69V164L67 163V162H65V161H67L68 159L66 158V152H65V150L67 151L69 148H74L73 146H75V148H76V150L78 151H80V150H82L83 149V151L87 154V155H84V156H87V157H85V159L87 158V160L88 159H90L89 160V162L91 161L92 163H96V164H99V162L101 161V159L99 160L98 159V157H95V154H94V152L96 151V150H93L92 149V147L93 148H95L93 145L95 144V143H97V142H99V141H103V139H104V143L106 142V145H109V144H112V148L110 149V152H109V154L107 153V160L108 161H106L105 159V157L103 158L104 159V161H106V163L105 164H107L108 166L106 167L107 168V172L109 171V172H113V173H115V174H117V176L118 177H120V179H121V183H119V185L117 186H112V187H114V188H112L111 190H107L106 192L107 193H109V195H111V196H109L108 198L109 199H112L113 201H115L114 203L116 204V206H118L117 208L123 213V214H126V213H130V212H134V211H137V206H136V201H137V203H138V201L139 202H142L141 200L143 199L144 200V198H146V200L148 201V204H149V202H150V204H161V202H165V201H163V200H166L167 198H171V196L173 195V193H174V191H175V193L174 194H176V193H179V191L181 192L184 188H182V187H187L188 188V186L190 187V185H192L190 188H193L192 190H193V192L190 190V189H184V190H186L185 192H190V193H188V195H186L185 193H184V191H182V194L180 195L181 196V200H182V202H181V200H180V202L182 203V205H180V206H182L183 208H184V210H185V208H186V210L184 211V213H183V215H184V218H182V219H179V222L178 223H181V220H183L182 221V223L181 224H179L178 225V227L176 226L175 228L173 227V228H171V230H167V233L168 232H172V234H173V232H174V234H173V236H168L167 237V235H165L164 236V234H162V238H163V242H165L166 244H164V245H162V247L164 248L165 247V249H163L162 248V250H161V248H160V246H159V250H161V251H163V250H165L166 251V253L168 254H171V256H170V258H169V254H168V256H167V258L165 257L166 256V253H165V256H163L164 258H166V259H168V260H170L169 262L171 263L172 262V264H178V263H180V264H237V263H239V264H264V152H262V151H264L263 149H264V144H262V143H264V138H263V136L262 137H260L262 134L258 131V129H259V127L261 128L262 126L261 125H258V123L260 122V123H262L261 121L264 119V106H263V104H264V102H263V104H261V102H258L259 101V98H257L256 96H254L251 100V102H249L248 100L250 99H247L246 101H245V103L246 104H249V103H251L252 105V108H254L251 112H250V115L252 114V116H251V119H252V121L251 122H253V124L252 125H254L253 127H254V129H253V127H252V131H258L259 133H253V135H251V137H252V139H249V140H247L248 138H251V137H247L248 135L247 134H244V133H241L240 135L239 134H234V132L233 133H231V134H227L226 136H228V137H226V136H224L225 135V133H221V132H217V135L215 134V132L213 133V134H209L208 136H210V137H212V135H213V139H211L210 137H206V139L204 140V137H199V138H201V140L199 139V138H197V136H195V135H193V136H190V134L188 135L189 137H186V136H181V139H180V141H181V143L183 142V144H185V143H187L188 144V146L190 145V144H192V145H194V148H199L202 144H204V146H205V141L207 140V139H210L213 143H216V144H213L215 147H217V146H219V147H217V148H215L212 144H211V141L210 140H207V141H209V142H207L206 141V146H205V149H206V151H207V154H209L207 157H206V159L208 158V160H210L211 159V161L208 163V160H204V161H206V165H205V167H204V169L205 168H207V169H203V170H201V172L200 173H202V174H200L199 173V171H197L200 175H203V174H205L204 175V177L203 176H201L200 177V175H198V173H195V175H194V169L196 168V166L194 167V169H193V164L194 165H196V160H195V158L192 160V158L193 157H188V155H184L180 160H178V162L176 161V162H171L170 164H168L167 165V167L165 168V173H164V170H162L163 171V173H162V171L160 172V174H158L159 176H158V178H156V179H152L151 177H150V175H149V171H148V169H146L147 167H144V163L146 162V160H143V159H147L149 156H151L152 155V151L153 150H151V149H154L153 147V143H155V142H157L156 140H158V142H162V140L164 141V139L163 138H165V136L163 137L162 135H159V134H163L164 135V133H162L163 131H162V128L161 129H159V131H156V132H154L156 135H154V133L152 134V133H150V132H148L147 134L148 135H150L149 137L150 138H148V136H144L143 135V137L144 138H147L148 140H149V142H147L146 140V148H145V145H144V147L142 148V146H143V144H145L144 142H142V141H140L139 139V137L141 136L140 134H141V132L142 131H144L145 130V123H147V121L148 120H150V119H153V117H156L157 118V116H156V114L154 115L153 114V112H152V114H151V112H149L151 109H152V105H150V104H152L153 103V101H150V99L149 100H143V99H137V96H136V87H134L133 89H132V87L131 88H129V87H127V89H130V90H128V92H127V90H126V87H123V86H118V87H116L115 85H116V83L114 84V82L115 81H113L112 80V78H113V76H115V77H120L121 75H120V73H118L119 75L118 76H116V72L115 71H117V70H119V66H115L117 63L115 62V64L114 63H112L113 62V60H115V59H112L113 58V56H111V58H110V56L108 57V55L106 54L107 52H109V47L107 48V49H104L103 48V46H102V44L101 43H99V44H101L100 46L99 45H95L96 46V48H94L93 49V51H95V50H100L101 52H102V48H103V51H105V52H102L103 54H101V55H99L100 53H98V51L95 53V54H97L98 53V55L100 56H97L96 57V59L92 62V61H90L91 63H93L94 65H93V68H91L92 67V64H91V66L89 65L90 64V62H89V60H88V56L87 55H92V54H94V52L92 53V54H87L89 51H87V52H84V54H83V45L84 44H81L80 45V47L81 48H83V49H78V48H80L79 46H76V45H78L79 43H81L80 41V39H79V37L77 36V38L80 40L79 41V43H78V41H77V38H76V34H67L68 33V31L71 29H74V27H71V28H69V27H67L69 30L68 31H66V27L64 28V27H62V28H64V30L62 29V28H60V25H58V23H61L62 21L61 20H59V19H56L57 18V16H55V15H52V14H56V12H55V10L58 8V7H60V6H62L63 4H62V0H61V2H60V0H1L0 1ZM56 2V3H55ZM36 3V4H35ZM53 3V4H52ZM58 3H61V4H58ZM17 4L18 5H20V4H22L21 6H23V7H21V6H19V7H17ZM36 5L34 8H33V5ZM24 5H27V7H25ZM60 5V6H59ZM29 6H31L30 8H29ZM52 6V7H51ZM17 9H16V8ZM56 7V8H55ZM13 8V9H12ZM15 8V9H14ZM26 9H27V11H29V12H26ZM38 9L40 10V12L38 11ZM49 9H50V11H52L53 10V12H50L49 11ZM105 9H109V8H105ZM11 10V11H10ZM31 10V11H30ZM42 10V11H41ZM130 10V13H129V15H128V17H130L131 15L130 14H132L133 13V9H129ZM25 11V12H24ZM16 12V13H15ZM23 12V13H22ZM32 12V13H31ZM39 12V13H38ZM105 12H108V11H105ZM129 11H126V15H127V13H128ZM132 12V13H131ZM25 13V14H24ZM27 13V14H26ZM123 13V14H124ZM135 13V12H134ZM139 13V12H138ZM138 13L137 14H135V15H132L133 16V18H131L132 20H130V22H129V25L127 26V27H129L130 25L132 26H134L135 24H140L142 21H145V22H147V21H150V18L148 17V16H145V14H142L141 13V15H140V13H139V15H138ZM104 14H107V13H104ZM122 15V14H120L118 17L119 18H121V20L120 21H122V18H124L126 15ZM13 16V17H11V16ZM15 15V16H14ZM36 16H37V18H36ZM53 16H55L54 17V19H53ZM131 16V17H132ZM41 17V18H40ZM47 17V18H46ZM103 16H100V18H102ZM115 17H116V15H115ZM118 17H117V19H118ZM31 19V21H30V19ZM33 18V19H32ZM34 18H36V19H34ZM46 19V20H43V19ZM112 18V17H111ZM110 18V19H111ZM127 18V17H126ZM135 19V20H134ZM12 20H14V21H12ZM37 20H38V22H37ZM58 20V21H57ZM125 20V19H124ZM13 23H12V22ZM132 21V22H131ZM14 22H15V25H13L14 24ZM34 22V23H33ZM35 22L37 23V24H35ZM39 22H42V23H39ZM43 22H44V24H43ZM48 22V23H47ZM135 22H137V23H135ZM29 23L31 24V26L29 25ZM90 23V28H88V30H87V37L89 38H91V36H95V38L94 39H96L97 40V38H101V35H102V37H105L106 36V33H104V31L105 30H107V28L106 27H108V25L106 26H100V28H99V25H98V27H96V25H95V23H93V22H89ZM134 23V24H133ZM4 24V25H3ZM12 24V25H11ZM43 24V26H41ZM33 25V26H32ZM48 25V26H47ZM54 27H53V26ZM141 25V24H140ZM230 25V22H228L227 24H225V26H229ZM15 26H16V28H15ZM40 27L41 29H43V27H44V29L45 30H48V31H45L44 29H43V31L41 30V36H43V37H41L40 35H39V37H37L36 35H38V34H36L35 35V33H39V31H40V29L38 28H36V30H34V29H30V28H32V27ZM50 26H52V28L50 27ZM57 26V27H56ZM126 26V25H125ZM130 26V27H131ZM132 26V27H133ZM148 26H149V24H148ZM13 27V28H12ZM27 27V28H26ZM93 27H96L97 29H94ZM110 27V26H109ZM141 27H143L142 25H141ZM11 28V29H10ZM28 28H29V30H28ZM48 28V29H47ZM14 29V30H13ZM17 29H20V30H17ZM51 29V30H50ZM15 32V33H13V31ZM58 30H60V31H58ZM92 30V32L90 33V31ZM10 31V32H9ZM17 31H19V32H17ZM24 31H26V32H24ZM32 31V32H31ZM44 31L46 32V34H43L44 33ZM49 31H51V32H49ZM97 31H100V35L97 33ZM101 31L105 34V36L101 33ZM1 32V31H0ZM29 32H31L30 34H29ZM48 32V33H47ZM57 32V33H56ZM64 32V33H63ZM112 32H114V31H112ZM32 33H34V34H32ZM63 35H61V34ZM94 33H97V34H95L94 35ZM227 32H225V33H223L221 36L222 37H220L219 38V43H221V44H218L220 47L219 48H221V49H218V48H216L215 46H214V49H212V50H214V52H212L211 51V54H207L206 55V57L209 59V61H211V62H209L210 63V65H209V67L208 68H211L210 69V71H212V72H215V73H212V72H209V70H207V67L205 68L206 70H207V72L210 74V77H211V75H213L211 78H213L214 79V81H215V83L216 84H220V86H221V82L222 81H218V80H223V84L224 83H226V84H224L225 86H226V88L227 89H229V90H231V88H232V85H231V83L233 82L232 80H233V78H231V77H233V75L232 76H230V74L232 73V71H234V69L236 70V66H237V69H238V65L243 61V57H244V55L243 54H241V60L236 56V55H234V54H239V51H240V48H234L233 49V47H232V45H231V49H229V47L227 48V46H230V45H228L229 43H227L228 42V34H226ZM16 34V35H15ZM24 34V35H23ZM32 34V35H31ZM43 34V35H42ZM91 34V35H90ZM11 35V36H10ZM25 35H27V36H25ZM35 35V36H34ZM49 37H48V36ZM50 35H51V38H50ZM54 35H59L58 37L56 36H54ZM90 35V36H89ZM15 36V37H14ZM17 36V37H16ZM32 36V37H31ZM47 36V37H46ZM65 36V37H64ZM68 36V37H67ZM72 36V37H71ZM22 37V38H21ZM26 37V38H25ZM54 39H53V38ZM66 37H67V39H66ZM97 37V38H96ZM14 38V39H13ZM17 38V39H16ZM28 38H30V39H28ZM35 40H34V39ZM41 38H43V39H45V41L46 40H51L50 42L48 41V43H47V50H48V52L50 53H48L49 55L47 56V57H45V58H36L34 55L39 51V45H40V40H41ZM48 38V39H47ZM64 38V39H63ZM227 38V39H226ZM2 39V40H3ZM18 39H20V40H18ZM27 39V40H26ZM43 39H42V41H43ZM52 39H53V41H54V43H52ZM63 39V40H62ZM12 40V42H9V41H11ZM17 40L20 42H17ZM39 40V41H38ZM57 40H58V42H57ZM87 40H89V42H88V44L90 45V44H92V43H94V40H93V37H92V40H93V42H92V40H91V43H90V39H86V42H87ZM222 42H221V41ZM4 41V40H3ZM31 41H34V42H31ZM66 41V42H65ZM69 41V42H68ZM71 41V42H70ZM72 41H74V42H72ZM27 42V43H26ZM44 42V41H43ZM57 42V44H55ZM67 42H68V44H67ZM78 44H77V43ZM85 42V43H86ZM96 42V41H95ZM217 42V43H218ZM4 43V44H3ZM26 43V44H25ZM65 43H66V45H68L69 46V44H70V47L72 46V47H74L75 46V48H77V50L79 51H76V50H74L75 48H72L71 47V49L74 51V52H71L72 50L70 49V47H68V46H66L65 45ZM74 43V44H73ZM83 43V42H82ZM217 43H215L216 45H217ZM225 43V44H224ZM19 45L18 47H17V45ZM51 44V46H53V47H51V46H49ZM55 44V45H54ZM87 44V45H88ZM23 45V46H22ZM38 45V46H37ZM224 45V46H223ZM226 45V46H225ZM21 46V47H20ZM94 46V47H95ZM98 46V47H97ZM115 45H112L110 48H112V47H114ZM13 47H17L15 50H20V51H15L14 50V48ZM25 47V48H24ZM28 47V48H27ZM38 49H37V48ZM56 47V48H55ZM59 47V48H58ZM101 47V48H100ZM239 47V46H238ZM19 48V49H18ZM51 48V49H50ZM55 50H54V49ZM226 48V49H225ZM27 49V50H26ZM53 49V50H52ZM65 49H66V51H68L69 52V54L68 53H66V51H65ZM217 49V50H216ZM225 49V50H224ZM233 49V50H232ZM237 49V50H236ZM56 50H58V52H59V54L57 53L56 55H55V53L54 52H57ZM85 51H86V49H84ZM88 50V49H87ZM108 50V51H107ZM5 51V52H4ZM24 51H27V52H24ZM29 51V52H28ZM32 53H31V52ZM52 51H54V52H52ZM60 51H61V53H60ZM99 51V52H100ZM219 51V52H218ZM223 51V54L222 53H220V52H222ZM237 51H238V53H237ZM4 52V53H3ZM9 52V53H8ZM77 54H76V53ZM80 52H82V53H80ZM215 52H217V53H215ZM1 53H3V54H1ZM5 53H8V54H5ZM19 53V54H18ZM23 53V54H22ZM31 53V54H30ZM52 53H54V54H52ZM85 53L87 54L85 57H84V55H85ZM219 53V54H218ZM234 53V54H233ZM21 54V55H20ZM26 54V55H25ZM63 54V55H62ZM67 55V57L68 56H70V57H68V59H67V57H66V55ZM83 55V57H82V55ZM213 54H216V56L214 55L213 56ZM217 54H218V56H217ZM8 55H9V58H8ZM17 55V56H16ZM23 55V56H22ZM53 55H55V56H57V59H56V57L55 56H53ZM78 55V56H77ZM80 55V56H79ZM103 55V56H102ZM107 55V57L108 58H105V56ZM212 55V56H211ZM232 55H234V57L232 56ZM240 55V54H239ZM14 56V57H13ZM25 56V57H24ZM30 56V57H29ZM72 56H73V59H74V61H73V59H72ZM75 56H77L78 58H75ZM210 56V57H209ZM221 56H223L222 58H221ZM238 58V59H236V57ZM10 57H11V59H10ZM14 59H13V58ZM18 57H20V58H18ZM35 57V58H34ZM53 57H55L54 58V60H52V58ZM62 57V58H61ZM65 57V58H64ZM79 57H81L82 58V60H86L85 58H87V60L85 61V63L86 64H88V65H86L84 62H82V60H81V58H79ZM103 57V58H102ZM215 57H217V59L215 58ZM220 57V58H219ZM5 58V59H4ZM17 58H18V60H17ZM26 60H25V59ZM34 58V59H33ZM59 58H61L59 61H58V59ZM22 59V60H21ZM37 59V60H36ZM65 59V60H64ZM71 59V61L69 62V60ZM77 59H79V62H75V61H78ZM107 59H112V61L110 60V61H106ZM212 59V60H211ZM236 59V60H235ZM8 60H10L11 62L14 60H16L17 61V64H15L16 63V61H15V63H14V61H13V64L12 63H10L11 65H12V67H11V65L10 64H7L8 62H10V61H8ZM21 60V61H20ZM34 60V61H33ZM38 60H39V62L41 63V64H46V65H41L39 62H38ZM52 60V61H51ZM66 60H68V62H66ZM81 60V61H80ZM216 60V61H215ZM6 61V62H5ZM21 63H20V62ZM42 61H43V63H42ZM73 61V62H72ZM102 61V62H101ZM214 61V62H213ZM3 63V65H2V63ZM5 62V63H4ZM19 62V63H18ZM27 62V63H26ZM29 62V63H28ZM31 62H32V64H31ZM49 62V63H48ZM58 62V63H57ZM60 62V63H59ZM88 62V63H87ZM106 62V63H105ZM37 63H39V64H37ZM53 63V64H52ZM76 63V64H75ZM228 63H230V64H228ZM232 63H233V65H232ZM239 63V64H238ZM15 64V65H14ZM24 64H26V65H24ZM30 65L31 67H29V69H28V71L29 72H27V66L28 65ZM59 64V65H58ZM79 64H81V65H79ZM96 64V65H95ZM98 64V65H97ZM216 64V65H215ZM227 64V65H226ZM16 65H19V66H22L21 67V69H20V67L19 68H17L18 66H16ZM41 65V66H40ZM49 65V66H48ZM74 65V66H73ZM228 65L230 66V65H232L231 67H228ZM3 66V67H2ZM10 66V67H9ZM24 66V67H23ZM26 66V67H25ZM36 66H40V68H38V67H36ZM47 66V67H46ZM76 66V67H75ZM80 66V67H79ZM106 66V67H105ZM114 66V67H113ZM211 66V67H210ZM217 68H216V67ZM228 67V68H225V67ZM34 67V68H33ZM72 67V68H71ZM75 67V68H74ZM90 67V68H89ZM98 69H97V68ZM99 67H100V69H102V71L99 69ZM111 67V68H110ZM219 67V68H218ZM11 68V69H10ZM38 68V69H37ZM87 68V69H86ZM89 68V69H88ZM105 68V69H104ZM116 70H115V69ZM213 68H216V70H214ZM3 69V70H2ZM9 69V70H8ZM14 69V70H13ZM33 69V71H31ZM69 70V72H68V70ZM74 69H76V70H74ZM86 69V70H85ZM96 70V72H95V70ZM107 69V70H106ZM38 70H41V71H43L42 73H40L41 71H39L38 72ZM49 71V73H47V71ZM70 70H72L71 71V73H70ZM92 70H94V71H92ZM3 71V72H2ZM6 71V72H5ZM31 71V72H30ZM92 71V72H91ZM100 71V72H99ZM5 72V73H4ZM8 72V73H7ZM15 72V73H14ZM19 72V73H18ZM25 72V73H24ZM33 72H35L34 73V75L32 74ZM37 72V73H36ZM44 72H46L47 73V75L48 76H46V73H44ZM64 72V73H63ZM90 72H91V74H90ZM98 72V73H97ZM119 72V71H118ZM222 72V73H221ZM14 73V74H13ZM29 73V74H28ZM60 73H63L62 75H60ZM79 73V74H78ZM88 73V74H87ZM94 73V74H93ZM100 73V74H99ZM107 73V74H106ZM111 73V74H110ZM226 74V75H224V74ZM234 73V72H233ZM27 74V75H26ZM31 74H32V76H31ZM42 74H44V75H42ZM58 74H59V76H58ZM105 74V75H104ZM216 74V75H215ZM223 74V75H222ZM16 75V77H14ZM18 75V76H17ZM78 75V76H77ZM93 75V76H92ZM96 75V76H95ZM221 77H220V76ZM229 75V76H228ZM20 76V77H19ZM99 76V77H98ZM100 76H101V78H100ZM102 76H104V77H102ZM106 76H107V78H106ZM112 76V77H111ZM13 77V79L11 80V78ZM21 77L23 78V79H21ZM32 77L34 78V79H32ZM38 77V78H37ZM40 77V78H39ZM96 79H95V78ZM115 77H114V79H115ZM220 77V78H219ZM224 77V78H223ZM18 78V79H17ZM20 78V79H19ZM93 78V79H92ZM101 80H100V79ZM116 78V79H117ZM217 78V79H216ZM228 78V79H227ZM232 80H231V79ZM30 79H32V80H30ZM87 79H88V81H87ZM110 79V80H109ZM115 79V80H116ZM230 79V80H229ZM18 80V81H17ZM78 80H83V81H81V82H79ZM84 80H85V82H84ZM226 82H225V81ZM228 80V81H227ZM20 81V82H19ZM22 81V82H21ZM91 81V82H90ZM93 81H95V82H93ZM98 81H99V83H98ZM104 81V82H103ZM78 82L82 85H80L79 86V84H78ZM91 84H89V83ZM229 82V84H227ZM231 82V83H230ZM18 83V84H17ZM21 83H22V85H21ZM60 83V84H59ZM92 83H94V84H92ZM66 84V85H65ZM104 84V88L102 87V85ZM107 84H110V85H107ZM218 84V85H219ZM222 84V85H223ZM13 85V86H12ZM59 85V86H58ZM62 85V88L60 87ZM89 85L90 86H93V87H91V88H93V89H91L90 87H89ZM106 85V86H105ZM58 86V87H57ZM69 86V87H68ZM71 86V87H70ZM86 86V87H85ZM88 86V87H87ZM97 86H99V87H97ZM108 86V87H107ZM229 86V87H228ZM13 87V88H12ZM60 87V88H59ZM76 87V88H75ZM85 87V88H84ZM96 87L98 88L97 90H96ZM17 88V89H16ZM66 88V89H65ZM70 88V89H69ZM80 88H84V89H80ZM87 88V89H86ZM89 88V89H88ZM95 88V89H94ZM104 90H103V89ZM111 90H110V89ZM118 88V89H117ZM122 88H124V90L126 91H124ZM9 89V90H8ZM16 89V90H15ZM74 89H75V91H74ZM86 89V90H85ZM117 89V90H116ZM2 90V89H1ZM60 90V91H59ZM85 90V91H84ZM95 90V91H94ZM100 90V91H99ZM114 90V91H113ZM116 90V91H115ZM119 90V91H118ZM20 91V92H19ZM59 91V92H58ZM108 93H107V92ZM16 92H17V95H16ZM63 92H65V93H63ZM70 94H69V93ZM73 92V94L71 95V93ZM74 92H76V93H74ZM81 92V93H80ZM85 92H88V93H85ZM90 92V93H89ZM102 92V93H101ZM118 92V93H117ZM14 93H15V96H14ZM22 93V94H21ZM68 93V94H67ZM100 93V94H99ZM113 93V95H111ZM121 93V94H120ZM129 94V96H130V100L128 99V95L127 94ZM133 93V94H132ZM212 93V92H211ZM77 94V96H75L74 97V95H76ZM102 94V95H101ZM116 94V95H115ZM119 94V95H118ZM125 94H126V96H127V98H126V96H125ZM110 95V96H109ZM210 95H212V94H210ZM22 96V97H21ZM26 96L28 97V98H26ZM101 96H103V97H101ZM119 96V97H118ZM132 96V97H131ZM6 98V100H8L9 99V101H6L5 100V98ZM20 97V98H19ZM72 98L73 97V100H74V98H75V100L73 101L72 99H69V98ZM76 97H77V99H76ZM107 98V99H106ZM109 98V99H108ZM122 98V99H121ZM212 98H213V95H212ZM210 98V100L208 99H206V101H205V99H199V100H202V101H200L199 102V100L197 101V100H195V102H198L199 103V105H198V103L196 104L195 103V105H194V103H191V102H193V101H191V102H183V103H181L180 105L178 104V106H183V107H185L186 108V110L183 108V112H181L180 113V115H183V116H181L182 118H180V116H179V118L180 119H183V120H181L180 122H179V120L178 119H175L174 120V123H177L176 124V126L177 125H179V124H185V126L186 125H188V124H186L187 123V120H188V122L191 120V119H193V118H197V115L195 116L194 114H196V113H198L199 111H201L202 110V112H203V110H204V112H206L207 114H208V112H209V115L207 116V115H205V119H206V121L208 120L209 121V119H208V117H213V116H211L212 114L213 115H217V113L219 112V114H222V115H225V118H230L232 115V113L231 112H233V110H231V108H232V105H231V102H228V101H230L229 100V98H223L222 100H225V101H223L222 102V100L221 99H219V101H218V99H217V97H215L214 96V98L218 101V102H220V104L216 101V102H213L215 99L213 98ZM235 98V97H234ZM256 98V99H255ZM4 99V100H3ZM18 99V100H17ZM67 99H69V100H67ZM137 99V100H136ZM148 99V98H147ZM11 100V101H10ZM12 100H14V101H12ZM24 102H23V101ZM71 100V102H69ZM82 100V101H81ZM94 100V101H93ZM108 100V101H107ZM122 100H123V102H122ZM135 100V101H134ZM139 100V101H138ZM204 100V101H203ZM228 100V101H227ZM81 101V103H79ZM99 101V102H98ZM115 101H117V102H115ZM126 101V102H125ZM127 101H129L128 103H127ZM134 103H133V102ZM138 101V102H137ZM143 101V102H142ZM248 101V102H247ZM255 101H257V102H255ZM2 102H3V104H2ZM6 102V103H5ZM11 102V103H10ZM69 102V103H68ZM92 102V103H91ZM95 104H94V103ZM111 102V103H110ZM114 103V105H113V103ZM121 102V103H120ZM131 102H132V104H131ZM137 102V103H136ZM141 102V103H140ZM149 102V103H148ZM205 102H207V103H205ZM222 102V103H221ZM7 103L9 104V105H7ZM13 103V104H12ZM15 103V104H14ZM71 103V104H70ZM75 103H77L76 105H75ZM79 103V104H78ZM91 103V104H90ZM105 103V104H104ZM118 103H120V104H122V106H120L121 108H119V105L120 104H118ZM125 103V104H124ZM143 103V104H142ZM146 103V104H145ZM186 103V104H185ZM210 103V104H209ZM216 103V104H215ZM218 103V104H217ZM256 103H257V105L258 106H256ZM4 104H5V106H4ZM64 104V105H63ZM66 104V105H65ZM74 104V105H73ZM104 104V105H103ZM117 106H116V105ZM124 104V105H123ZM131 104V105H130ZM154 104V103H153ZM245 104V105H246ZM93 105H95V106H93ZM112 105V106H111ZM125 105H127V106H125ZM130 105V106H129ZM135 105V106H134ZM186 105V106H185ZM192 105H194V106H192ZM210 105V106H209ZM227 105V106H226ZM229 105V106H228ZM250 105V104H249ZM255 105V106H254ZM259 105H262V106H259ZM13 106H15V107H13ZM21 106V107H20ZM25 106V107H24ZM69 106V107H68ZM81 106V107H80ZM107 106V107H106ZM115 106H116V108H115ZM132 106V107H131ZM138 106V107H137ZM177 106V103H176V105H175V107H173V110H175V112L173 111V113L174 114H177V112H176V107H178ZM188 106H190V107H188ZM200 108H202V109H200ZM212 106H213V108H212ZM251 106L250 107H245L246 109H248V108H251ZM17 107V108H16ZM30 108V110H29V108ZM52 107V108H51ZM69 109H68V108ZM83 107V108H82ZM102 107H104V108H102ZM109 107H111V108H109ZM118 107V108H117ZM129 109H127V108ZM136 107V108H135ZM142 107V108H141ZM150 109H148V108ZM188 107V108H187ZM195 107H196V109H199V111H197V110H195ZM198 107V108H197ZM206 107V108H205ZM210 107V108H209ZM219 107V108H218ZM259 107V108H258ZM260 107L262 108V110H260ZM11 108V109H10ZM23 108H25V110L23 109ZM58 108V109H57ZM89 108V109H88ZM107 108V109H106ZM123 108H125L124 110H122ZM131 108V109H130ZM134 108V109H133ZM141 108V109H140ZM145 108V109H144ZM147 108V109H146ZM194 108V109H193ZM204 108V109H203ZM245 108H244V111H246L245 110ZM256 108V109H255ZM7 109H8V111H9V109H10V111L8 112L7 111ZM52 111H51V110ZM56 109V110H55ZM102 109V110H101ZM105 109V110H104ZM108 109H111V111L110 110H108ZM116 109H118L117 111H116ZM144 111H143V110ZM191 110L192 111V109H193V112H191V111H189V110ZM225 109V110H224ZM229 109V110H228ZM11 110H12V112H11ZM15 110V111H14ZM29 110V112H25V111H28ZM69 110V111H68ZM82 110H83V113H84V115L82 114ZM89 110H91L90 112H89ZM101 110V111H100ZM135 112H134V111ZM146 110H148V111H146ZM210 110V111H209ZM215 110H216V113H215ZM221 110H222V113H221ZM54 111V113L55 114H58V115H55L54 113H51V112H53ZM65 111V112H64ZM72 111V112H71ZM87 111V113H85ZM107 111V112H106ZM113 111V113H112V115H111V112ZM123 111H128L127 113H128V115H129V117L128 118H130V120H129V122H130V124H131V127L132 128H130V131H131V129H132V131H136L137 129V131L136 132H133V133H131L128 129L127 130H125V128L123 127V125H122V129H119L120 128V125H119V121H121V116L123 115L124 116V114H126V112H123ZM130 111V112H129ZM132 111V112H131ZM145 111H146V113H145ZM186 111V112H185ZM194 111H196V112H194ZM7 112V113H6ZM33 112V114H31ZM48 112H50V113H48ZM61 112V113H60ZM63 112V113H62ZM69 112V113H68ZM73 112H75V113H73ZM77 112V113H76ZM89 112V113H88ZM95 112V113H94ZM100 112V113H99ZM110 112V113H109ZM115 112H117V113H115ZM134 112V113H133ZM190 113V114H187V113ZM203 112V114H206V113H204ZM228 112V113H227ZM261 112V113H260ZM5 113V114H4ZM8 113H9V116H10V118L12 117L14 120H12V118L11 119H9V116H8ZM67 113L70 115V116H67ZM79 113V115H80V120L82 119V120H84V121H80V120H78L79 119V115L77 116V114ZM124 113V114H123ZM139 113H140V115H139ZM231 113V114H230ZM28 114V115H27ZM30 114V115H29ZM52 114H54V115H52ZM62 114V115H61ZM63 114H66L65 115V117L63 116ZM76 114V115H75ZM85 114H87V115H89V116H87V115H85ZM106 116H105V115ZM114 114H116L115 115V117H114ZM118 114V115H117ZM121 114V115H120ZM131 114V115H130ZM134 114H136L138 117H136V115H134ZM143 114H144V116H143ZM149 114H151V115H149ZM172 114V113H171ZM193 114V115H192ZM211 114V115H210ZM7 115V116H6ZM15 115H17L16 117H14ZM51 115V116H50ZM101 116V117H103V121H101V123H100V125H99V123H98V126L96 127V117L98 118V116ZM154 115V116H153ZM188 115H189V117H188ZM226 115H228V116H226ZM231 115V116H230ZM257 115V116H256ZM262 115V116H261ZM19 116V117H18ZM48 116V117H47ZM50 116V117H49ZM59 116V117H58ZM65 118H63V117ZM74 116H75V121L73 122L71 119V117H73L74 118ZM84 116H86V117H84ZM90 116H91V118H90ZM95 116V117H94ZM110 116H112V117H110ZM126 116H127V114H126ZM143 116V117H142ZM152 116V117H151ZM174 116V115H173ZM255 116V117H254ZM6 117V118H5ZM47 117V118H46ZM52 117V118H51ZM56 117V118H55ZM58 117V118H57ZM67 117V118H66ZM68 117H70L71 119V121H72V123H71V121L68 119ZM114 117V118H113ZM133 117V118H132ZM135 117V118H134ZM176 117V116H175ZM186 117H187V120H186ZM62 120H61V119ZM77 118V119H76ZM85 118V119H84ZM87 118V119H86ZM89 118V119H88ZM108 118H109V120H108ZM120 118V119H119ZM189 118V119H188ZM191 118V119H190ZM231 118H233V117H231ZM256 120H254V119ZM260 118V119H259ZM5 119H7V120H5ZM55 119H58V120H55ZM105 119V120H104ZM111 119V120H110ZM123 119V118H122ZM134 119V120H133ZM155 119V118H154ZM262 119V120H261ZM5 120V121H4ZM64 120V121H63ZM71 123L70 125H68L69 124V122ZM79 122H78V121ZM90 120H92L91 122L89 121V123H88V121ZM115 120H117V122H115ZM138 120H139V122H138ZM143 120V121H142ZM258 120H260L259 122H258ZM17 121V122H16ZM54 121H56V122H54ZM62 123H60V122ZM65 121H67V123L65 122ZM112 121L114 122V123H112ZM141 121V122H140ZM177 121V122H176ZM182 121H185L184 123H182ZM8 122V123H7ZM66 123V124H64V123ZM77 122V123H76ZM173 122V120L171 121V124L173 125L174 123H172ZM254 122H258V123H255L254 124ZM5 123V124H4ZM73 123L74 124H76V125H74L76 128H78V130H75L76 128L74 127V126H72L73 125ZM86 123V124H85ZM87 123H88V125L90 124V126H86L85 127V125H87ZM115 123H118V126L115 124ZM144 123V124H143ZM170 123V122H169ZM179 123V124H178ZM93 124V125H92ZM103 124V125H102ZM113 124H115L114 126H113ZM258 126H257V125ZM2 125H3V127H2ZM8 125H10V126H8ZM14 127H13V126ZM65 125V126H64ZM67 125V126H66ZM113 127H112V126ZM135 125V126H134ZM136 125H138V126H136ZM141 125V126H140ZM147 125V124H146ZM171 125V126H172ZM7 126V127H6ZM19 126V127H18ZM70 126H72V127H70ZM78 126H80V127H78ZM95 126V127H94ZM106 126V127H105ZM174 126H175V124H174ZM256 126V127H255ZM10 127V128H9ZM74 127V128H73ZM81 127H84V128H81ZM94 127V128H93ZM105 127V128H104ZM108 127V128H107ZM113 128V129H111V128ZM117 127V128H116ZM142 127V128H141ZM147 127V126H146ZM168 127H170V125L168 126ZM179 127H184V126H181V125H179ZM6 128V129H5ZM8 128V129H7ZM69 128V129H68ZM80 128V129H79ZM88 128H90L91 130V132L92 133H88ZM97 130H96V129ZM101 128V129H100ZM109 128H110V131H109ZM115 128H116V130H115ZM133 128H134V130H133ZM172 128H173V126H172ZM17 129V130H16ZM22 129V130H21ZM68 129V130H67ZM107 129V130H106ZM124 129V130H123ZM139 129H141V131H139ZM171 129V128H170ZM4 130V131H3ZM13 131V135L15 134V136H12V131ZM68 131V133H67V131ZM73 130V131H72ZM93 130V131H92ZM95 130V131H94ZM101 131V132H99V131ZM104 130V131H103ZM113 130V131H112ZM121 130V133L119 132V131ZM19 131H20V133H19ZM86 131H87V135L86 134H84V132L86 133ZM97 131H98V134H97ZM103 131V132H102ZM106 131H107V133H106ZM161 131V133H159ZM164 131H166L165 129H164ZM19 134H18V133ZM94 132V133H93ZM96 132V133H95ZM123 132V133H122ZM137 132H138V134H137ZM262 132V131H261ZM73 133V134H72ZM118 134V135H116V134ZM124 133H125V135H124ZM130 133V134H129ZM134 133H136V134H134ZM140 133V134H139ZM218 133H221V134H223V135H221L220 136V134H219V136H218ZM263 134H264V132H262ZM10 134V135H9ZM70 134V135H69ZM72 134V135H71ZM85 136H84V135ZM97 134V135H96ZM99 134H100V136H99ZM136 136H134V135ZM152 134V135H151ZM157 134L160 136V138L161 139H159V137L157 136ZM234 134V135H233ZM261 134V135H260ZM6 135V136H5ZM19 135H23L22 137L21 136H19ZM104 135V136H103ZM107 135V136H106ZM215 135L217 136V137H219V140H218V142H216V140L218 139L217 137H215ZM247 135V136H246ZM75 136V137H74ZM119 136V137H118ZM222 136H223V138H222ZM232 136V137H231ZM2 137V138H1ZM49 137V138H48ZM85 137H87V138H85ZM95 138L96 137V139L97 138H99V140L97 139H92V138ZM101 137V138H100ZM108 137V139H106V138ZM110 137L114 140V141H112V139H110ZM133 138V140H132V138ZM137 137H138V139H137ZM154 137V138H153ZM166 137H167V135H166ZM185 137V138H184ZM194 137H196V138H194ZM214 137L216 138L215 140H214ZM242 139H241V138ZM85 138V139H84ZM124 138V139H123ZM156 138V139H155ZM185 139V142L183 141L184 139ZM187 138V139H186ZM225 138V139H224ZM228 138V139H227ZM235 138V139H234ZM253 138H255V139H253ZM261 138V139H260ZM262 138H263V140H262ZM14 139H16L17 140V142H16V140H14ZM77 139V140H76ZM83 139V140H82ZM126 139V140H125ZM190 139V140H189ZM202 139H203V141H202ZM222 141H221V140ZM230 139V140H229ZM236 139H237V141H236ZM257 139H259V140H257ZM4 140V141H3ZM13 140V141H12ZM49 140H51L52 142H54V143H52L51 141H49ZM54 140V141H53ZM57 140V142H55ZM92 140V141H91ZM94 140H95V142H94ZM128 140V141H127ZM137 140V141H136ZM139 140V141H138ZM202 141V142H200V141ZM241 140V141H240ZM253 140V141H252ZM256 140V141H255ZM40 141V142H39ZM72 141V142H71ZM80 141L83 143H80ZM86 141V142H85ZM111 142V143H108V142ZM122 141V142H121ZM188 141H189V143H188ZM198 143V144H196V142ZM220 141V142H219ZM231 143H230V142ZM252 141V142H251ZM35 142H37V143H35ZM51 143V144H54V145H56V147H57V149L59 150V151H61V152H59V151H57V149H56V152H59L60 154H62L63 156H62V159L61 160H63V161H60V163H61V166L59 165V167H61V168H59V169H61V172H62V169H64V168H66L65 170H63V174H65L64 176L66 177V178H68V179H66L67 180V182L68 181H70V182H68L70 185H68V183L64 180V177L62 178V183H60V184H62V185H60L61 187H58L57 185H54V184H56L57 183V181L56 182H54L53 180H51V179H49V178H44V177H38V175H37V170H39V167H43L44 166V164H46L47 165V163L48 162H50L51 160H49L48 161V159H50L51 157H52V153L51 152H48V150L47 149H50V148H46L47 147V145L49 146V144H47V143ZM70 142V143H69ZM74 142V143H73ZM114 142V143H113ZM117 142V143H116ZM130 142V143H129ZM166 142H167V140H166ZM192 142H194V143H192ZM222 142H223V144H222ZM237 142H238V144H237ZM241 142H243L242 143V145H240L241 144ZM255 142V143H254ZM262 142V143H261ZM39 143V144H38ZM41 143H43V144H41ZM60 143V144H59ZM70 145V146H68V144ZM79 143V144H78ZM92 143H94V144H92ZM135 143V144H134ZM136 143H138V144H136ZM201 143V144H200ZM210 143V144H209ZM220 143V144H219ZM228 143H230V144H228ZM234 143H236V144H234ZM250 143V144H249ZM16 144V145H15ZM35 144H36V146H35ZM38 144V145H37ZM45 144V145H44ZM58 144V145H57ZM75 144V145H74ZM79 146H78V145ZM92 144V145H91ZM118 144H119V146H118ZM186 144V145H187ZM222 144V145H221ZM232 144H234V145H232ZM33 145V146H32ZM42 145V146H41ZM73 145V146H72ZM81 145V146H80ZM83 145H85L86 147L84 148V146ZM122 145V146H121ZM132 145H134V146H132ZM136 145H138V146H136ZM140 145V146H139ZM150 145V146H149ZM200 145V146H199ZM209 145V146H208ZM236 145H238L237 147H236ZM258 145H260V146H258ZM44 146V147H43ZM83 146V147H82ZM208 146V147H207ZM230 146L232 147H234L233 149L231 148L230 149ZM239 146H240V148H239ZM242 146V147H241ZM35 147V148H34ZM41 147V148H40ZM55 147V148H56ZM67 148V149H65V148ZM79 147V148H78ZM140 147V149H138ZM151 147V148H150ZM207 147V148H206ZM225 147V148H224ZM44 148H46V149H44ZM60 148V149H59ZM114 148V149H113ZM116 148V149H115ZM136 148H137V152H136ZM147 148H150V149H147ZM229 149V151H227L228 149ZM241 149V152H240V150L239 149ZM34 149H35V151H34ZM92 149V150H91ZM132 149V150H131ZM223 149V150H222ZM258 149V150H257ZM261 149V150H260ZM14 150V151H13ZM30 150V151H29ZM38 150V151H37ZM43 152V154L41 153V151ZM90 152H89V151ZM113 150V151H112ZM149 150V151H148ZM236 150V151H235ZM239 150V151H238ZM243 150H244V152H243ZM17 152L16 154H23V152H24V154H23V156H27V155H29V160H31V161H29V160H27V163H24V162H26V160H23L22 162H21V164H20V166H19V168L21 167V170H19V172L22 174L23 172H25V173H23V174H27L28 173V176L27 175H24V176H26L24 179H20V181L22 180H24V182H20V183H23V184H19L18 182H19V180L16 182V179L15 178H9V174H7V173H9V172H7V171H4L5 170V163H6V160H7V158L10 156V152ZM32 151L34 152V153H32ZM36 151H37V154L35 155V153H36ZM40 151V152H39ZM47 151V152H46ZM82 151V152H83ZM118 151V152H117ZM121 151V152H120ZM122 151H123V153H122ZM140 151V152H139ZM210 151V152H209ZM217 151V152H216ZM221 151V152H220ZM226 151V152H225ZM232 151V152H231ZM19 152H22V153H19ZM120 152V153H119ZM143 152H144V154H146V155H144L143 154ZM150 152H151V154H150ZM235 152H236V154H235ZM240 152V153H239ZM26 153H27V155H26ZM48 153H51V154H48ZM84 153V154H85ZM93 153V154H92ZM114 153V154H113ZM118 153V154H117ZM126 153V154H125ZM135 155H134V154ZM148 153V154H147ZM217 153V154H216ZM229 153H230V155H231V153H233L234 154V156H236V160H235V163L234 162H230L229 163ZM241 153H242V155H241ZM244 153V154H243ZM9 154V155H8ZM115 154H117V155H115ZM240 154V155H239ZM245 154H247L246 156H245ZM40 155V156H39ZM46 156V157H44V156ZM94 155V156H93ZM125 155V156H124ZM218 155H220L219 157H218V159H217V156ZM221 155H222V158H224V159H222L221 158ZM32 156V157H31ZM34 156V157H33ZM37 156H39V157H37ZM105 156H106V154H105ZM117 156V157H116ZM125 158H124V157ZM130 156V157H129ZM187 156V157H186ZM226 156V157H225ZM228 156V157H227ZM28 157V156H27ZM26 157V158H27ZM65 157V158H64ZM115 157V158H114ZM129 157V158H128ZM132 157V158H131ZM144 157H146V158H144ZM216 157V158H215ZM237 157H239V158H237ZM246 157V158H245ZM248 157H249V161H247L248 160ZM251 157V158H250ZM37 158V159H36ZM43 158V159H42ZM92 158H93V160H92ZM95 158V159H94ZM96 158L98 159V160H96ZM114 158V159H113ZM124 158V159H123ZM136 158V159H135ZM46 159V160H45ZM64 159H67V160H64ZM102 159V160H103ZM123 161H122V160ZM128 159V160H127ZM140 159V160H139ZM213 159H217V160H213ZM228 159V160H227ZM39 160V161H38ZM43 160V161H42ZM118 161V163H115V162H117ZM134 160V161H133ZM220 162H219V161ZM238 160V161H237ZM29 161V162H28ZM69 161V160H68ZM121 163H120V162ZM127 161V162H126ZM203 161V162H204ZM213 161V162H212ZM218 161V162H217ZM221 161H222V164H221ZM237 161V162H236ZM242 161V162H241ZM252 161V162H251ZM31 162H32V164H31ZM40 162H42V163H44V164H40ZM45 162H47V163H45ZM67 164V166H65L66 164ZM183 162V166H182V163ZM39 163V164H38ZM53 163V162H52ZM51 163V164H52ZM101 163H102V161H101ZM100 163V164H101ZM123 163V164H122ZM126 163V164H125ZM140 163V164H139ZM177 163V164H176ZM214 163V164H213ZM219 163V164H218ZM228 163H229V165H228ZM234 163V164H233ZM247 163V164H246ZM255 163V164H254ZM262 163V164H261ZM50 166H51V164L50 163H48ZM64 164V165H63ZM104 164V162L102 163V165ZM104 164V165H105ZM186 164V165H185ZM210 164V165H209ZM213 164V165H212ZM216 164H217V166H216ZM231 164H232V166H231ZM252 164V165H251ZM39 165V166H38ZM41 165V166H40ZM49 165H47V166H49ZM63 165V166H62ZM110 165V166H109ZM114 165V166H113ZM175 165V166H174ZM178 165V166H177ZM185 165V166H184ZM209 165V166H208ZM251 167H250V166ZM25 166V167H24ZM36 166V167H35ZM49 166V167H50ZM54 165L52 164V166L51 167H53ZM65 166V167H64ZM113 166V167H112ZM119 166H120V168H119ZM145 166H147V165H145ZM174 166V167H173ZM208 166V167H207ZM212 166V167H211ZM227 166V167H226ZM35 167V168H34ZM38 167V168H37ZM64 167V168H63ZM140 167H141V169H140ZM183 167V168H185L186 169V167H187V169L186 170H184V169H182L181 170V168ZM218 167V168H217ZM222 167H223V170H221L222 169ZM229 167V168H228ZM233 167V168H232ZM247 167H249V172H248V168ZM3 168H4V170H3ZM36 168H37V170H36ZM109 168V169H108ZM124 168V169H123ZM139 168V169H138ZM176 168V169H175ZM179 168V169H178ZM213 168L215 169V170H213ZM2 169V170H1ZM114 169V170H113ZM137 169V170H136ZM167 169V170H166ZM181 170L179 173L177 172V171H175V170ZM191 169V170H190ZM217 169V170H216ZM219 169H220V171H219ZM36 170V171H35ZM68 170V171H67ZM184 170V171H183ZM190 170V171H189ZM233 170V171H232ZM238 170V171H237ZM65 171V172H64ZM122 171V172H121ZM193 171V172H192ZM204 171H209V173L207 174L206 172L205 173H203ZM230 171V172H229ZM232 171V172H231ZM27 172V173H26ZM66 172H68V173H66ZM173 172V173H172ZM176 172V173H175ZM187 172V173H186ZM188 172H190V173H188ZM195 172H196V169H195ZM215 174H214V173ZM223 172H224V174L225 175H223ZM227 174H226V173ZM241 172V173H240ZM246 172H247V174H246ZM32 173V174H31ZM71 173V174H70ZM175 173V174H174ZM193 173V174H192ZM230 175H229V174ZM6 174V175H5ZM31 174V175H30ZM69 174V177H71V178H69L67 175ZM120 174V175H119ZM173 174V175H172ZM178 174H180V175H178ZM189 176H188V175ZM218 174V175H217ZM71 175V176H70ZM137 175H138V177H137ZM176 175H178V177L176 176ZM187 175V176H186ZM192 175V176H191ZM208 175H209V177H208ZM235 175V176H234ZM241 175V176H240ZM243 175H246L245 177H246V179H245V177L243 176ZM124 176V177H123ZM144 176V177H143ZM162 176V177H161ZM165 176V177H164ZM170 176H172V177H170ZM174 176V177H173ZM191 176V177H190ZM194 176V177H193ZM212 176H214V177H212ZM237 176V177H236ZM73 177V178H72ZM128 177V178H127ZM132 177V178H131ZM134 177V178H133ZM172 179V178H174V179H172V180H174V182L170 179V178ZM181 177H184V178H181ZM200 177V178H199ZM229 179H228V178ZM233 177V178H232ZM243 177V178H242ZM7 178V179H6ZM124 178V179H123ZM136 178L137 179H139L140 178V180L142 181V183L143 184H145V185H141V186H143L142 188H140L139 187V184H132V182L134 181V182H136L137 180H136ZM168 178V179H167ZM181 178V179H180ZM188 180H187V179ZM206 178H207V181H206ZM26 179V180H25ZM33 181H32V180ZM35 179V180H34ZM75 179V178H74ZM158 179V180H157ZM160 179H161V181H160ZM165 179V180H164ZM180 179V180H179ZM184 179V180H183ZM190 179V180H189ZM192 179V180H191ZM212 179H214V180H212ZM238 179V180H237ZM242 179V180H241ZM262 179V180H261ZM27 180H29V181H27ZM38 182H37V181ZM41 180V181H40ZM43 180H44V183H43ZM47 180V181H46ZM63 180L66 182V188L68 187V188H70V190H72L73 192H74V196H71L72 195V191H70V190H68V191H70V192H66V190L64 189L65 188V185L63 186V184H65V182H63ZM131 180V181H130ZM155 180V181H154ZM178 180V181H177ZM184 182H183V181ZM186 180V181H185ZM195 180V181H194ZM198 180V181H197ZM200 180V181H199ZM201 180H204V182H202ZM228 180V181H227ZM230 180V181H229ZM235 180H237V181H235ZM240 180V181H239ZM25 181H26V184H27V186L29 185V187H27L26 185H25ZM31 181V182H30ZM35 181V182H34ZM46 181V182H45ZM54 183H53V182ZM124 181V182H123ZM129 182V184H128V182ZM164 181V183H161V182H163ZM165 181H168V182H165ZM187 181H188V184L190 183V185H188V184H186V186L184 185L183 186V184H182V182L183 183H187ZM212 181L213 182H215L214 184L212 183ZM242 181H243V184H242ZM245 181V182H244ZM257 181V182H256ZM13 182V183H12ZM28 182V183H27ZM29 182H30V184L32 183V186L29 184ZM40 182V183H39ZM52 182V183H51ZM122 182H123V186L122 185H120V184H122ZM131 182V183H130ZM170 182V186H166V185H168V183ZM177 182V183H176ZM179 182V183H178ZM181 182V183H180ZM193 182V183H192ZM197 182V183H196ZM207 182H209V184L207 183ZM230 182V183H229ZM236 182V183H235ZM34 183V184H33ZM40 184V185H37V184ZM49 183V184H48ZM126 183V184H125ZM149 183V184H148ZM167 183V184H166ZM176 183V184H175ZM213 185H212V184ZM231 183H234V184H232V186H231ZM13 184V185H12ZM50 184H51V186H50ZM155 184V185H154ZM158 184V185H157ZM162 184H164V185H162ZM180 184V185H179ZM196 186H195V185ZM202 184V185H201ZM205 184V185H204ZM237 184H240V185H237ZM263 184V185H262ZM22 185V186H21ZM134 187H136V188H138V190L136 189V191H133V190H131V192H130V188H134ZM199 185H200V187H199ZM21 186V187H20ZM24 186V187H23ZM31 186V187H30ZM53 186H57V187H55V188H53ZM70 186H72V187H70ZM119 186H121L120 188H118ZM126 186V187H125ZM130 186V187H129ZM132 186V187H131ZM148 186V187H147ZM152 186V187H151ZM175 186V187H174ZM177 186V187H176ZM180 186V187H179ZM182 186V187H181ZM206 186H207V188H206ZM212 186V187H211ZM216 186V187H215ZM240 186H242L241 187V191L240 190H238V188L240 189ZM26 187V188H25ZM36 187V188H35ZM150 187V188H149ZM153 187H155V189L153 188ZM159 187V188H158ZM161 187V188H160ZM168 187H171L170 189L168 188ZM210 187V188H209ZM232 187V188H231ZM238 187V188H237ZM6 190H5V189ZM13 188H14V190H13ZM37 188H38V190H37ZM42 190H40V189ZM57 188H59V191H60V188L62 189L63 188V190H64V192H66V193H64L63 192V190H61V192L62 193H64L65 195L63 196V194L62 193H60L59 191L57 192ZM67 188V189H68ZM144 188V189H143ZM148 190H147V189ZM157 188V189H156ZM178 190H177V189ZM181 188H182V190H181ZM198 188H200V190L198 191ZM202 188H204V189H202ZM32 189H34L33 191H31ZM51 189H53V190H51ZM95 189V188H94ZM117 189H119V190H117ZM125 189H126V191H125ZM165 189H167L168 191H173V193L171 194L170 192H168V191H166ZM180 189V190H179ZM16 190V191H15ZM44 190L46 191V193H43L45 196H43V194L41 193V192H44ZM50 190V191H49ZM56 191V193H55V191ZM75 190V189H74ZM120 190L122 191V192H120ZM153 190V191H152ZM189 190V191H188ZM197 190V191H196ZM205 190V191H204ZM223 190V191H222ZM235 190H236V192H237V190H238V194L237 193H235ZM41 191V192H40ZM105 191V190H104ZM109 191V192H108ZM129 191V192H128ZM146 191V192H145ZM178 191V192H177ZM195 191V192H194ZM204 191V192H203ZM207 191V192H206ZM220 191V192H219ZM239 191H240V193H239ZM261 191H262V193H261ZM41 193V194H39V193ZM54 192V193H53ZM125 194H124V193ZM127 192V193H126ZM134 192V193H133ZM140 192H142L141 194H140ZM150 192V193H149ZM153 192V193H152ZM156 192V193H155ZM159 193V195H158V193ZM160 192H162V193H160ZM200 192V193H199ZM212 192V193H211ZM16 193H17V195L20 197V195H21V197L20 198H16L15 200H12V197H17V195H16ZM32 193V194H31ZM36 193V194H35ZM52 193V194H51ZM57 193H60L59 195H57ZM70 193H71V195H70ZM133 193V194H132ZM138 193H139V195H138ZM145 193L147 194V195H145ZM164 193V194H163ZM170 193V194H169ZM192 193V194H191ZM193 193H194V195L195 196H197L196 197V199L198 200H196L195 199V196H193ZM195 193H198V194H195ZM207 193V194H206ZM227 193V194H226ZM259 193V194H258ZM50 196H48V195ZM55 194V195H54ZM149 194V195H148ZM152 194H153V196H152ZM155 194H157V195H155ZM180 194V193H179ZM183 194H184V196H186V197H184L183 196ZM190 194V195H189ZM224 194V195H223ZM235 194H236V196H235ZM243 194V195H242ZM247 194V195H246ZM11 195V196H10ZM15 195V196H14ZM38 195H40V197L38 196ZM138 195V196H137ZM170 195V196H169ZM217 197H216V196ZM221 195V196H220ZM230 195V196H229ZM240 195V196H239ZM33 196H34V198H33ZM52 196H55V197H52ZM57 196H59V197H57ZM67 196V197H66ZM69 196H71V197H69ZM115 196H116V198H115ZM125 196V197H124ZM133 196V197H132ZM135 196H137V198L138 199H136V201L134 202V199L136 198ZM144 198H143V197ZM153 198H152V197ZM165 196H169V197H165ZM191 197L192 198V200H191V198L189 199V201H188V199H186V198H188V197ZM193 196V197H192ZM213 196V197H212ZM234 196V197H233ZM237 196H239L238 197V200H237V202L235 201L236 200V197ZM241 196H244L243 198L241 197ZM35 197H36V199H35ZM44 197V198H43ZM48 197V198H47ZM52 197V198H51ZM73 197V198H72ZM76 197V198H75ZM130 197H132V198H130ZM157 197V198H156ZM161 197V198H160ZM198 197H201V198H198ZM204 197H206V198H204ZM222 197V198H221ZM231 197V198H230ZM45 198H47L46 200H45ZM58 198V199H57ZM69 198H70V200H69ZM114 198V199H113ZM128 198V199H127ZM130 198V199H129ZM142 198V199H141ZM150 198V199H149ZM152 198V199H151ZM158 198H159V200H158ZM164 198H166V199H164ZM214 198V199H213ZM230 198V199H229ZM235 198V199H234ZM248 199V201H247V199ZM258 198H259V200H258ZM19 200V201H16V200ZM24 199V200H23ZM34 199V200H33ZM49 199V200H48ZM56 199V200H55ZM155 199H156V201H155ZM200 199V200H199ZM217 199V200H216ZM241 199H244V200H241ZM28 200V201H27ZM36 200V201H35ZM66 200H68V201H66ZM119 200V201H118ZM130 202H129V201ZM187 200V202H188V204H187V202L186 203H184L185 201ZM194 200H195V202L197 201V203H191V202H194ZM202 200H203V202H202ZM207 200V201H206ZM209 200H211V202L212 203H210V201ZM213 200V201H212ZM216 200V201H215ZM241 200V201H240ZM16 201V202H15ZM45 201V202H44ZM124 201V202H123ZM133 201V202H132ZM146 201V202H147ZM161 201V202H160ZM204 201H205V203H204ZM240 201V202H239ZM245 202L244 204L242 203V202ZM255 201V202H254ZM21 202V203H20ZM31 202V203H30ZM44 202V203H43ZM156 202V203H155ZM191 204H190V203ZM218 202V203H217ZM233 202V203H232ZM235 202L237 203L236 205H235ZM253 204H252V203ZM8 203H9V205H10V207H9V205H8ZM20 203V205H18V204ZM37 203V204H36ZM47 203V204H46ZM123 203V204H122ZM127 203H129V204H127ZM184 203V204H183ZM199 203H200V205H199ZM203 203V204H202ZM248 203V205H246ZM25 204V205H24ZM39 204V205H38ZM45 204H46V206H45ZM68 204V205H67ZM71 206H70V205ZM185 204H187L188 206H184ZM190 204V205H189ZM194 204H196V205H194ZM17 205V207H15ZM22 205H24L23 207H22ZM48 205V206H47ZM132 205H135V207L134 206H132ZM138 205V204H137ZM194 206V207H191L190 209L189 208H187V207H190V206ZM199 205V206H198ZM209 205H210V207H209ZM243 205V206H242ZM13 206V207H12ZM20 206V207H19ZM45 206V207H44ZM69 206V207H68ZM122 208H121V207ZM124 206V207H123ZM127 206H131V208H132V210H131V208L130 207H128L127 208ZM236 206V207H235ZM238 206V207H237ZM242 206V207H241ZM247 206H248V208H247ZM252 206H254V207H252ZM6 207H8V208H6ZM120 207V208H119ZM196 207V208H195ZM202 207H204V208H202ZM10 208V209H9ZM12 208V209H11ZM16 208V209H15ZM27 208V209H26ZM41 208V209H40ZM124 208V209H123ZM130 208V209H129ZM133 208H134V211H133ZM136 208V209H135ZM202 208V209H201ZM235 208V209H234ZM240 209V210H238V209ZM250 208V209H249ZM13 209H15V211L13 210ZM19 209V210H18ZM38 209V210H37ZM193 209H194V211H193ZM196 209V210H195ZM210 209V210H209ZM9 210H13L12 212H10ZM28 210L30 211V212H28ZM187 210H188V212H187ZM191 210V211H190ZM236 212H234V211ZM17 211H20V212H18L17 213ZM239 211V212H238ZM242 211V212H241ZM2 212V213H1ZM15 212V213H14ZM186 212V213H185ZM194 212V213H193ZM204 212V213H203ZM209 212V213H208ZM235 213V214H233V213ZM248 212V213H247ZM11 213H13V214H11ZM16 213H17V215H16ZM208 213V214H207ZM244 213H245V215H244ZM142 214V213H141ZM190 214H192L191 216H189ZM195 214V215H194ZM211 214V215H210ZM235 216V218H234V216ZM242 214V215H241ZM12 215V216H11ZM187 216H189V217H187ZM232 218H231V217ZM13 217V218H12ZM186 217V218H185ZM195 217V218H194ZM229 217V218H228ZM11 218V219H10ZM200 218V219H199ZM231 218V219H230ZM237 218V219H236ZM242 218V219H241ZM248 218V219H247ZM250 218V219H249ZM5 219H6V221H5ZM9 221H8V220ZM195 219V220H194ZM226 219V220H225ZM239 219V220H238ZM232 220V221H231ZM235 220V221H234ZM244 220V221H243ZM6 222V223H4V222ZM8 221V222H7ZM238 223H237V222ZM247 221V222H246ZM195 222V223H194ZM231 222V223H230ZM234 224H233V223ZM245 222V223H244ZM230 225H228V224ZM183 224V225H182ZM195 224V225H194ZM9 225V226H8ZM182 225V226H181ZM198 225V226H197ZM215 225V226H214ZM238 226V227H236V226ZM10 226H12V228H10ZM194 226V227H193ZM197 226V227H196ZM212 226H214V227H212ZM221 226V227H220ZM250 226V227H249ZM183 227V228H182ZM187 227H189V228H187ZM199 227V228H198ZM202 227V228H201ZM206 227V228H205ZM4 228V229H3ZM18 228V229H17ZM185 228V229H184ZM205 228V229H204ZM209 228L212 230H209ZM243 228V229H242ZM13 229H16V230H13ZM21 229V230H20ZM193 229V230H192ZM196 229V230H195ZM201 229V230H200ZM203 229V230H202ZM237 229V230H236ZM176 230V231H175ZM181 230V231H180ZM198 230V231H197ZM208 230V232L210 231V232H212V233H208V232H206V231ZM215 230V231H214ZM217 230H220V231H218L217 232ZM223 230V231H222ZM233 232H232V231ZM33 231V232H32ZM164 231H166V229H164ZM181 233H180V232ZM184 231H186V232H184ZM190 231V232H189ZM194 231V232H193ZM202 231V232H201ZM205 231V232H204ZM214 231V232H213ZM222 231V232H221ZM259 231V232H258ZM263 231V232H262ZM18 232V233H19ZM29 232H31V233H29ZM28 232V238H31L32 239V241H35V239H33V238H37V236L36 237H33L32 238V236H34V235H37L36 233V230L32 227V229L30 230ZM180 234H179V233ZM198 232V233H197ZM227 232V233H226ZM229 232V233H228ZM232 232V233H231ZM176 233L177 234H179L178 236H175L176 235ZM185 233H187L186 235H185ZM201 233V234H200ZM207 233V234H206ZM215 233H217V234H215ZM219 233V234H218ZM220 233H221V236H220ZM34 234V235H33ZM165 234H166V232H165ZM171 234V235H172ZM194 234V235H193ZM213 234V235H212ZM224 236H223V235ZM232 236L233 235V237H231L230 235ZM29 235H31V236H29ZM186 236V239H184L185 238V236ZM189 235V236H188ZM200 235H203V236H200ZM206 235V236H205ZM214 235H216L214 238H216V239H214L213 238V236ZM217 235H218V237H217ZM226 235V236H225ZM227 235H228V237H227ZM1 236V235H0ZM175 236V237H174ZM184 236V237H183ZM200 236V237H199ZM230 236V237H229ZM248 236V237H247ZM252 236V237H251ZM160 237H161V235H160ZM177 237V238H176ZM188 237V238H187ZM191 237H193V239L191 238ZM204 237H206V238H204ZM227 237V238H226ZM27 238V240H29ZM161 238V239H162ZM182 238V239H181ZM194 238H196V239H194ZM213 238V239H212ZM219 240H218V239ZM220 238H221V240H220ZM230 238H233L234 239V241L232 240V242H231V239H230V241H228ZM30 239V240H31ZM164 239H165V241H164ZM171 239V240H170ZM227 239V242L225 241ZM182 240V241H181ZM188 240L190 241L189 243H188ZM192 240H196V242H194V241H192ZM198 240V241H197ZM200 240V241H199ZM205 240V241H204ZM214 240V241H213ZM218 242H217V241ZM241 240V241H240ZM167 241V242H166ZM176 241V242H175ZM179 241V242H178ZM181 241V242H180ZM208 241V242H207ZM217 243H216V242ZM220 241V242H219ZM221 241H223L222 243H221ZM224 241H225V243H224ZM239 241V242H238ZM2 242H4L3 241V239L2 238H0V245L1 246H4V243H2ZM114 242V243H113ZM169 242H170V244H169ZM172 242V243H171ZM236 242V243H235ZM112 243L114 244V246H117L115 243H116V241L115 240H113L112 241ZM161 244V243H160ZM163 244V243H162ZM197 244V245H196ZM169 245V246H168ZM232 245V246H231ZM236 245V246H235ZM167 246V247H166ZM177 246V247H176ZM176 247V248H175ZM182 247V248H181ZM185 247V248H184ZM30 249H29V251H31V252H33L34 250V248L31 246V247H29ZM166 248H168V249H166ZM187 248V249H186ZM190 248V249H189ZM194 248V249H193ZM223 248V249H222ZM228 248V249H227ZM236 248H237V250H236ZM240 248V249H239ZM180 250V251H179ZM190 252H189V251ZM231 250V251H230ZM237 252H236V251ZM239 250H240V252H239ZM160 251V252H161ZM168 251V252H167ZM175 251V252H174ZM208 251V252H207ZM236 252V253H235ZM254 252V253H253ZM162 253V252H161ZM164 253V252H163ZM187 253V254H186ZM194 255H192V254ZM199 253V254H198ZM237 253H238V256H237ZM236 254V255H235ZM162 255L163 254H161V257H162ZM173 255V256H172ZM178 255V256H177ZM180 255H181V257H180ZM192 255V256H191ZM241 255V256H240ZM255 255V256H254ZM206 256V257H205ZM223 256H224V258H223ZM237 256V257H236ZM245 256V257H244ZM125 257V256H124ZM127 257V256H126ZM125 257V258H126ZM161 257H159V259L161 258ZM162 257V258H163ZM177 257V258H176ZM186 257V258H185ZM193 257H194V259H195V261H194V259H193ZM211 257V258H210ZM128 258H130V257H128ZM179 258V259H178ZM181 258V259H180ZM190 258V259H189ZM228 260H227V259ZM230 258H231V260H230ZM234 258H236L237 259V262H236V259H234ZM256 258H258V259H256ZM159 259H158V261H159ZM188 259V260H187ZM191 259L193 260V261H191ZM200 259V260H199ZM205 259V260H204ZM210 259V260H209ZM127 260H130V262H132L131 260H134V259H127ZM157 260V259H156ZM155 260V261H156ZM165 262H167L166 264H168L169 262L167 261V260H165V259H163ZM185 260V261H184ZM186 260H187V262H186ZM197 260H198V262H197ZM211 260H212V262H211ZM240 260V261H239ZM251 260V261H250ZM162 262V259H160V262H158L159 264L160 263H165V262ZM179 261V262H178ZM181 261V262H180ZM200 261V262H199ZM203 261V262H202ZM205 261V262H204ZM245 261H247V262H245ZM130 262H128V263H130ZM157 262V261H156ZM176 262V263H175ZM133 263V262H132ZM132 263H130V264H132ZM134 264V263H133ZM157 264V263H156Z\"/></svg>",
	"mask_w": 264,
	"mask_h": 264
}]
</instances>
